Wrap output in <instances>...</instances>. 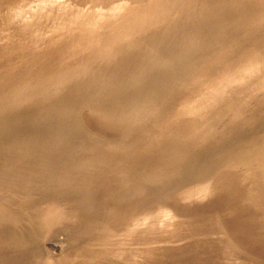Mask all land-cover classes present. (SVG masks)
<instances>
[{
    "label": "rangeland",
    "instance_id": "1",
    "mask_svg": "<svg viewBox=\"0 0 264 264\" xmlns=\"http://www.w3.org/2000/svg\"><path fill=\"white\" fill-rule=\"evenodd\" d=\"M7 1V2H6ZM39 1L41 2V0H0V39H1V41H3V42H1L0 41V96L2 97H4V99L3 98H1L0 99V121H3V123L2 122H0V126L2 127L3 126V124H4V121H5V125L2 127V128H6L7 127V129L8 130H6V129H2L1 127H0V131H2V132H0L1 134V136H0V168L2 169L3 168V171H6V170H8V168H9V171L11 172V171H18L20 168H18L19 167V165H27V164H37V165H34L31 169L32 170H34V169H36V170H39V169H45L46 167L47 168H49V166L51 165V163L55 160L54 158H57L56 160L57 161H61V162H63L64 163V166L62 167V165H61V169H63V170H65V177L67 178V180L65 181V180H63V183H64V181L65 182H69L70 181V183L72 184V185H76V189H74V188H70L69 190H71V191H75V193L73 194L72 192H70L69 190H68V192H70V193H68L67 192V195H69V197H70V195H72V197H74L76 194H77V189L79 190V189H84V188H86V193H87V191L90 189V190H95V189H97V190H95V191H97V192H95L96 194V200H97V205L96 206H98V207H93L94 209H95V211H94V213H95V217H94V227H96V228H94V231H93V233H91V234H93V235H89L87 238H84V241H80V242H84V243H82L81 245H80V248L78 247H73V242H71V241H74L75 239V234L72 232V226H74L75 225V222H76V220L77 219H81V214L80 215H78V217H80V218H77L76 220H72L73 218V216L71 215V214H69L68 215V213H64V214H62V213H59V214H55L52 218H51V220L49 221V232H48V234L46 235V237L47 238H44L45 240L43 241V242H41L40 244H39V248H38V246H34L33 247V249H31V251L29 252V254H31V255H34L35 256V254H36V258H38L37 256H39L40 258H38L39 260H41V262H42V260H43V262L41 263L38 259H35L34 260V258H33V260H34V262H38L37 264H47L48 262V264H54V261H56L57 260V262L55 263V264H57L58 263V259H59V261L60 260H62L64 257H66V256H68V255H70L71 256V254H73V251L74 252H76V253H74L72 256H74L72 259H70L69 261H68V263L67 264H172V262H173V264H175V262L176 263H178L177 262V260L176 259H178L179 260V263L178 264H182V263H184V264H199V262H202L201 264H218L219 262H220V264H225V261H227L226 262V264L229 262V264L231 263H239V264H248V263H245V262H251L252 264H261V262H262V264H264V207H263V205L264 204H262L261 205V203H263L264 201H263V199H264V197H260V198H258V197H254V198H252L251 197V199L253 200H251V199H248L250 196V192H251V190H253V188L255 187V185H256V183H257V177H254V176H251V175H248V174H246V173H244L242 170H239L238 171V169H230V168H224V169H222L221 171H219L218 173H217V175L218 176H216V174L214 175V177H212V179H210V181H207V182H205L206 183V185H207V188H205L206 186H205V183H204V185L203 186H205V187H203L202 185H199L198 187H199V189H195L194 188V190H195V192L197 193V191L199 192V194L197 193H194V190L192 189V193L194 194V195H196V196H194V197H197V198H195V199H192V201L193 200H195V201H193V203H192V201L190 200V201H184V198H186V197H184V196H182L185 192H188V188L190 189V187H189V185H186V186H184V182H181L180 183V185H178V187L180 186L181 187V184L184 186H182V188L184 189H182V188H178V187H175L176 189H178L177 191H176V189L174 188V187H172L171 189L170 188H165L164 187V185L163 184H161V185H159L158 186V183H157V181H156V179L154 180V179H152L151 180V177L152 176H149L148 175V172L152 169L151 168V166L152 167H154V168H158V167H161V166H163V164L161 165L160 163H159V161L157 162V158L159 159L160 157H161V152H162V150L163 149H159V147L157 148V144L158 143H160L161 141V139L162 138H160V137H163V135L162 134H164V136H165V134L167 135V134H179L180 132L181 133H183V132H185V130L182 132V130L184 129V127L185 126H187L185 129H186V131H188L189 130V133H193L195 130L194 129H191V127L193 128L194 127V124H190V122H191V120H192V122L194 123L195 121H197V119L199 118V116H198V114H197V112H198V110H193V112H196L195 114L194 113H192V112H190V113H188L189 111H192V109L191 108H193V107H195L196 105H197V101H195L194 102V100L195 99H193V98H195V96H197V95H200L201 93H203V92H205V90H203V88H201L200 89V85L201 84H203V82H204V80L206 81V82H208V81H210L209 79H211V77L212 78H214L213 76H210V77H208V75H205V76H197L196 77V75H194L195 77H193V79H191L190 80V82L188 81L189 80V74L188 73H190V70H193L192 68H194V66L196 67V68H201V67H199V66H202V64H201V62L200 61H198V59L196 58L195 59V57H196V55H195V57H194V59L196 60H194L193 59V56H194V52H198L199 50H201L203 47H201V46H209V47H211L212 45H214V48L216 47H218L219 46V43H220V38L221 37H223L224 35H227L228 36V38L225 40L226 41V43L228 42V41H235V42H237L236 43V46L239 48H236V49H238V50H240V52H241V56L243 57V63H245V62H247V61H244L245 59L247 60L248 58L247 57H245L244 58V56L246 55H244L243 53H245L248 49H250V42H251V48H253V50L255 49V50H258V51H256V54L258 55L259 54V51L261 52V51H264V46H262V40L260 39V35L259 34H261L259 31H257V32H254L253 30L252 31H250L251 30V28L249 27L248 28V30L246 31V29L244 28H239V23H237L238 21H239V19H242L244 16H243V12H245L246 10H242V11H240L239 12V9H241V7H242V9H244V6H245V8H248V6H249V4H250V0L249 1H245V0H239L240 2H242V3H240L238 0H228V2H227V0L225 1V0H219L218 2H216L214 5H216L217 3H218V5H217V7L218 8H214V10H213V3H211V0H203V1H205V3H207V9H208V11L210 12V13H213V14H209V12L207 13L208 15L206 16V13L205 12H207L206 10L207 9H205V7H204V11L203 10H199L200 12H203V14L202 13H199V15H201V16H199L198 15V11L197 10H195L194 8H196L197 6H199V4L201 3V4H203L204 6H205V3L204 2H202V0H194V2L195 3H197V1H199L200 3H197L195 6H194V8L192 7V4L190 5V7L191 8H182L181 9V5L182 4H184L183 2H184V0H181V1H183V2H181L180 0H179V2L180 3H176V1H178V0H148V1H145V0H42V2L44 3H46V4H43L42 5V2L41 3H39ZM151 3H150V2ZM152 1H153V4H156V5H154V7H153V5H152ZM163 1V2H162ZM189 0H187V2H188ZM192 1V0H191ZM243 1H244V3H243ZM252 2H251V4H253V3H255V5L256 6H259L260 4H262V3H264V0H251ZM15 2V4H13ZM36 2H38V3H36ZM146 4H145V3ZM158 2V3H157ZM165 2V3H164ZM171 2H172V4H171ZM208 2H210L211 4H209ZM238 2H239V4H238ZM247 2V4H245ZM20 3V4H19ZM30 3H32L31 5H30ZM34 3V4H33ZM161 3H162V5H161ZM226 3V4H225ZM227 3H229V4H227ZM231 3L233 4V3H235V4H233L232 6L234 7L233 8V11H235V12H233L232 11V8L231 7H228V6H231ZM249 3V4H248ZM258 3H260V4H258ZM4 4V5H3ZM6 4V5H5ZM12 4V5H11ZM93 4V5H92ZM138 4H140V7H143V10L141 9V8H139V5ZM144 4L146 5V6H144ZM171 4V5H170ZM238 4V5H237ZM250 4V5H251ZM2 5V6H1ZM11 5V6H10ZM13 5H15V6H13ZM36 5V6H35ZM147 5H149V6H147ZM159 5H161V6H159ZM165 5H167V7L165 6ZM174 5H176V6H174ZM209 5H210V8H209ZM212 5V6H211ZM237 5V6H236ZM246 5H248V6H246ZM254 5V7H256ZM7 6V7H6ZM22 6V7H21ZM35 6V7H34ZM42 6V7H41ZM46 6H48V7H46ZM101 6V7H100ZM156 6V7H155ZM158 6L159 7H161V8H158ZM180 7V9L181 10H183V9H188L187 11H185V14H184V10H183V12L181 11V10H179V8L178 7ZM226 8H225V7ZM31 7V8H30ZM56 7V8H55ZM129 7H131L130 9H129ZM150 7V8H149ZM162 7H163V9H162ZM165 7H166V9H165ZM173 8V9H175L176 7V9H175V12H174V10H172V12H170L169 11V8ZM214 7H216V6H214ZM224 7V8H223ZM240 7V8H239ZM37 8V9H36ZM91 8V9H90ZM95 8V9H94ZM128 8V9H127ZM133 8V9H132ZM138 10H136V9ZM151 8H153L154 9V11H153V9H151ZM171 8V9H172ZM236 8H237V10H236ZM17 9V10H16ZM21 9V10H20ZM33 9V10H32ZM36 11H35V10ZM125 9H126V11H125ZM132 9V10H131ZM149 9V10H148ZM155 9H156V11H155ZM159 9V10H158ZM165 9V10H164ZM167 9H168V11H167ZM178 9V10H177ZM211 9H212V12H211ZM222 11H221V10ZM228 11H227V10ZM81 10V11H80ZM98 10V11H97ZM127 10H129V12L127 11ZM130 10H131V12H130ZM136 10V11H135ZM141 10V11H140ZM147 10V11H146ZM159 12H158V11ZM192 10V11H191ZM215 10H217V11H215ZM219 10V11H218ZM8 11V12H7ZM18 11V12H17ZM21 11V12H20ZM56 11V12H55ZM132 11H134L133 12V14L131 15V13H132ZM143 11V12H142ZM152 11L154 12V15L156 16V14H157V18H159L160 19V21H164L165 22V25H168V23H169V27L170 28H166V27H168V26H166L165 28H166V30L168 31V29H173L175 26H172V25H175L176 24V28H177V25L179 26V28H178V32H177V30L175 31V29H173L174 31H172V32H168L169 34H167L166 33V30H165V28H162L163 27V25H164V22L162 23H158V22H160L154 15H153V17L154 18H152L151 16V14H153L152 13ZM165 11H166V13H165ZM176 11H177V13H176ZM196 13H195V12ZM215 12V15H216V18H217V16H218V18H219V16L220 17H222L223 18V21H221L222 19L220 18V20L218 19V21H216L217 19L215 18V15H214V12ZM236 11L237 12H239L240 13V16H238L239 15V13L238 14H236ZM32 12V13H31ZM38 12H39V14H38ZM124 12V13H123ZM139 12V13H138ZM145 12V13H144ZM157 12V13H156ZM168 12H170L169 14H168V17H165V15H167V13ZM178 12H179V14H178ZM218 12V13H217ZM229 13V14H231L230 16H229V14H227V13ZM232 12V13H231ZM13 13V14H12ZM16 13H17V16H16ZM33 13L35 14V15H33ZM46 13V14H45ZM75 13V14H74ZM129 14V15H126V14ZM149 13H151L150 15V17H151V20L148 18L149 16H148V14ZM160 13H163V15H160L159 16V14ZM173 13L175 14V15H173ZM189 13V14H188ZM220 13V14H219ZM224 13H225V17H223V15H224ZM241 13H243L242 15H241ZM2 14V15H1ZM6 14V15H5ZM7 14H9V16L7 15ZM27 14V15H26ZM135 14V15H134ZM137 14V15H136ZM170 14H172V15H170ZM187 16L188 15V19L187 18H184L185 16ZM193 14V15H192ZM195 14H196V16H195ZM218 14V15H217ZM12 15L14 16L13 17V19H11V17H12ZM56 15H57V17H56ZM113 15V16H112ZM123 15H125V16H123ZM144 15H147V17L146 16H144ZM180 15V17H178ZM191 15V16H190ZM197 15H198V17H197ZM202 15L203 16H205V18L203 17V18H199V17H202ZM212 16V17H210V16ZM236 15H237V17H236ZM74 16V17H73ZM129 16V17H128ZM134 18V17H136L137 16V18H132V17ZM142 16H144V23H146L145 21H147V23L146 24H144V23H142L141 22V20H143L142 18ZM162 16L163 17H165V19H161L162 18ZM171 16V17H170ZM190 16V17H189ZM229 16V17H228ZM232 16V17H231ZM243 16V17H242ZM82 17V18H81ZM130 18L131 17V19H132V21H130L131 19H128L127 20V18ZM141 18V20H140V18ZM172 17H174V20H173V23L172 22H169L170 21V19H171V21H172ZM176 17H177V19H176ZM181 17H183V18H181ZM193 17V18H192ZM210 18L209 20H207L208 18ZM213 17H214V22L213 21H211L212 19H213ZM238 18V19H236V18ZM8 18H9V20H8ZM73 18V19H72ZM109 18H110V20L113 22H111L110 20H109ZM120 20H119V19ZM138 18H139V20H138ZM179 18V19H178ZM196 18V19H195ZM11 19V20H10ZM80 19H81V21H80ZM82 19H84V20H82ZM137 19V20H136ZM146 19V20H145ZM147 19H149V20H147ZM153 19H155V20H153ZM185 19H186V22H185ZM205 19V20H204ZM227 19V20H226ZM232 19V20H231ZM233 19H236V21L235 20H233ZM264 19V18H263ZM79 20V21H78ZM96 20V21H95ZM125 20V21H124ZM134 20V21H133ZM175 20H177L178 22H176ZM180 20V21H179ZM181 20H182V22H184V23H182L181 22ZM194 20V21H193ZM200 20H204V22H203V25L205 24V25H207V24H210L211 22L214 24H211V27L209 26V28H207V26H203V27H201V21ZM207 20V21H206ZM238 20V21H237ZM3 21H5L4 23H3ZM8 21V22H7ZM9 21H10V23H9ZM46 21V22H45ZM73 21V22H72ZM93 21V22H92ZM115 21V22H114ZM138 21V23H135V24H137L136 25V27H134L135 26V24L133 25L132 24V22L134 23V22H137ZM141 23H140V22ZM151 21L154 23V25H153V23H151ZM154 21H157V22H154ZM167 21V22H166ZM211 21V22H210ZM234 22V24H233V22ZM7 22V23H6ZM18 22V23H17ZM121 22V23H120ZM128 22H129V24H130V22H131V26L129 25V28H128V26H126L127 24H128ZM201 23V24H198V23ZM206 22H208V23H206ZM210 22V23H209ZM218 22V23H217ZM220 22V23H219ZM222 22V23H221ZM226 22V23H225ZM232 22V23H231ZM236 22V23H235ZM10 25H9V24ZM20 23V24H19ZM50 23V24H49ZM69 23V24H68ZM85 23V24H84ZM116 23V24H115ZM125 23H127L126 25H125ZM148 23H150L151 25H148ZM156 23H158V25H156ZM167 23V24H166ZM180 23H181V26H180ZM188 23V24H187ZM189 23L191 24V25H189ZM3 24V25H2ZM4 24H6V25H4ZM22 24V25H21ZM78 24H79V26H78ZM111 24V25H110ZM139 24H140V28L141 27H143V24H144V30H145V26L146 27H148L149 28V26H151V27H153V28H149L150 29V31H147V30H149V29H147L146 28V31H147V33L145 34V32H144V34H143V31L141 32V30H140V28L139 27H137V26H139ZM182 24H185V25H188V26H185V29L188 31V30H190L191 32L193 31L194 33H190V31L189 32H187V31H185V29H184V25H182ZM193 24V25H192ZM218 24V25H217ZM223 26H221V25ZM226 24V25H225ZM231 24H233V26H232V28L233 29H235L234 31L233 30H231L232 28H231ZM19 25H21V27L19 26ZM153 25V26H152ZM156 25V26H155ZM161 25V26H160ZM164 25V26H165ZM195 25V26H194ZM196 25H197V27L199 26V28H201V29H199V28H196ZM213 25V26H212ZM239 28H237L236 26ZM239 25V26H238ZM6 26V27H5ZM57 26V27H56ZM124 26V28H122ZM172 26V27H171ZM183 26V27H182ZM190 26H192L193 27V29H192V27L190 28ZM218 26H220V28L218 27ZM15 27V28H14ZM17 27V28H16ZM19 27V28H18ZM68 27V28H67ZM112 27V28H111ZM117 27H118V33L117 32H113V31H117L116 29H117ZM133 27V30L134 31H132L131 30V28ZM155 27H159V28H162V29H160V30H158L157 32H156V30L157 29H159V28H155ZM180 27H182V28H180ZM186 27H188V28H186ZM205 27H206V29H207V32L208 33H203V32H206V31H203L202 30V28H204V30H205ZM217 27V28H216ZM225 27V28H224ZM3 28V29H2ZM5 28V29H4ZM46 30H45V29ZM110 28V29H109ZM114 28V30H112ZM120 28V29H119ZM135 28V29H134ZM137 28L139 29V30H137ZM155 28V30H154V33H155V35L151 32V31H153V30H151V29H154ZM213 28H215L214 30H213ZM29 29H31V30H29ZM58 29V30H57ZM130 29V30H129ZM165 30V32H163L164 30ZM183 30V31H181V32H179V30ZM192 29V30H191ZM208 29H209V31H208ZM229 29H230V31H232V32H229ZM2 30H3V32H2ZM6 31V33H5V31ZM8 30L10 31V32H8ZM14 30V31H13ZM20 30H21V32H20ZM63 30V31H62ZM100 30H102L103 31V33H101L100 32ZM109 31V32H107V31ZM112 30V31H111ZM126 30V31H125ZM137 30V35H139V36H137L136 37V33H135V31ZM198 33V34H196V32ZM202 30V31H201ZM211 30H213V33H211L210 34V31ZM218 30H220L219 31V33H218ZM238 30H240V32L238 31ZM243 30H245V31H243ZM113 32V35L112 34H110L111 32ZM138 31H140V33H142V34H138L139 32ZM217 31V32H216ZM227 31V32H226ZM47 32V33H46ZM104 32H106V34L104 33ZM120 32V33H119ZM128 34H127V33ZM133 32V33H132ZM149 32H150V34H149ZM159 32V33H158ZM160 32H162L163 34H160ZM173 32H175L176 33V37H175V39H174V41H173V43H171V41L173 40L172 38H174V34H173ZM183 32H184V34H183ZM226 34H225V33ZM233 32H234V34H233ZM246 32V33H245ZM247 32H252V33H249L250 35H246L247 34ZM259 32V33H258ZM4 33V34H3ZM22 34V35H20V34ZM30 33V34H29ZM32 33H34V35L32 34ZM38 33V34H37ZM50 33V34H49ZM110 34V36L108 35V34ZM115 33H117V36H116V34ZM125 33V34H124ZM152 33V34H151ZM159 35H162V37L163 36H167V37H170L169 35H170V33H172L171 35H173V36H171V38L170 39H172V40H170L169 38V40L166 38V42H164L163 43V40L165 41V37H163V38H158V34ZM164 33H166V34H164ZM177 33H178V35H177ZM186 33H187V35L188 36H185L184 37V35H186ZM217 33H218V35H217ZM222 33V34H221ZM258 34L257 36V38H256V34ZM1 34L2 35H4V36H1ZM5 34H7V35H5ZM12 34H13V36H12ZM15 34V35H14ZM27 34H29V35H27ZM31 34H32V37H31ZM40 34V35H39ZM101 34V35H100ZM102 34H103V36H102ZM120 34V35H119ZM130 34H131V36H130ZM147 34H149V35H147ZM179 34H183V35H179ZM191 34H193V36L196 34V35H199V37L200 36H202L201 38H204L205 40H206V38L208 39V37H207V34H209L208 36H209V39H208V41L206 40L205 41V43H207V44H204L203 43V40H199L198 41V38H197V36H194L193 38L194 39H196V40H194V39H192V35ZM205 34V35H204ZM213 34V37L211 36L210 37V35H212ZM233 34V35H232ZM252 34V35H251ZM11 35V36H10ZM70 35V36H69ZM98 35V37H96ZM99 35H100V37H99ZM106 35H107V37L108 38H106ZM134 35V36H133ZM157 35V36H156ZM189 35H190V37H189ZM229 35H232V36H229ZM7 36V37H6ZM21 36H23V37H21ZM25 36H26V38H25ZM36 36V37H35ZM83 36H84V38H83ZM113 38H112V37ZM130 36V37H129ZM141 36H143L144 38H143V40H144V45L145 46H147L146 44L148 43V48H146L143 44H141V42L143 43V40H142V37ZM147 36H149V38L150 39H148V37H147V39H146V37ZM177 36H178V38L179 37H181V38H179V39H181V41H178L179 39L177 38ZM206 36V37H205ZM220 36V37H219ZM242 36H243V38H242ZM252 36H254V37H252ZM3 37H5V38H3ZM105 37V38H104ZM111 37V39H109ZM115 37V38H114ZM118 37V38H117ZM127 37V38H126ZM152 37H154L155 39H153ZM184 37V39L183 40H186L188 37V39H192L193 41H198L197 43H193V44H195V45H193V46H199L200 47V49L197 51V50H195L196 48L195 47H191L192 45V42H191V44L188 42V39L186 40V41H183L182 40V38ZM196 37V38H195ZM239 37V38H238ZM246 37V38H245ZM11 38V39H10ZM22 38V39H21ZM93 38V39H92ZM97 38V39H96ZM119 38H121V39H119ZM124 38V39H123ZM126 38V39H125ZM129 38V39H128ZM131 38V39H130ZM134 38V39H133ZM139 38V39H138ZM186 38V39H185ZM201 38H199V39H201ZM214 38V39H213ZM218 38V39H217ZM238 38V39H237ZM241 38V39H240ZM248 38H249V40H248ZM33 39V40H32ZM112 39L113 40H115L116 39V41H112ZM161 39H163V40H161ZM178 39V40H177ZM212 39V40H211ZM231 39V40H230ZM237 39V40H236ZM246 39H247V41L249 42V43H246L245 41H246ZM259 39V40H258ZM4 40H5V42H4ZM100 40V41H99ZM105 41V44H104V41ZM108 40V41H107ZM121 40H122V42L124 43H122L121 42ZM126 40V41H125ZM132 40V41H131ZM138 40H140V41H138ZM147 41V43H146V41ZM150 40V41H149ZM155 40V41H154ZM177 42H176V41ZM216 40V41H215ZM240 40V41H239ZM244 40V41H243ZM257 41V42H255V41ZM7 41H9V42H7ZM21 41V42H20ZM101 41H103V42H101ZM109 41H112L113 43H115L116 42V44H114L113 45V43L112 42H109ZM135 41V43H133ZM152 41V42H151ZM158 41V42H157ZM169 41V42H168ZM183 41V42H182ZM254 41V43H253V45H252V42ZM52 42V43H51ZM93 43V45H92V43ZM98 42V44L96 45V43ZM100 42V43H99ZM122 43V44H120V43ZM128 44H127V43ZM162 42V43H161ZM176 42V43H175ZM210 42H211V44L212 45H210ZM215 42V43H214ZM218 42V43H217ZM224 42V41H223ZM243 42V43H242ZM261 42V43H260ZM3 43V44H2ZM5 43V44H4ZM26 43H28V44H26ZM51 43V44H50ZM74 43V44H73ZM119 43V44H118ZM137 43V44H136ZM155 43V44H154ZM165 43H167V45H168V43L171 45V46H167ZM181 43H182V45H181ZM183 43L187 46V51L188 52H186V50H184L183 51V49H185V48H182V47H186V46H184L183 45ZM188 45H187V44ZM198 43H200V45L198 44ZM201 43H203V44H201ZM230 43V42H229ZM240 43L243 45H240ZM258 43V44H257ZM26 44V45H25ZM90 44V45H89ZM102 44V45H101ZM103 44L104 45H106V44H108V45H106L107 46V48H106V46L104 47L103 46ZM118 44V45H117ZM140 44H141V46H140ZM150 44H152V45H150ZM159 46H158V45ZM160 44H163V45H160ZM221 44V43H220ZM245 44V45H244ZM260 44V45H259ZM38 45V46H37ZM77 45V46H76ZM94 45H95V47H94ZM100 45H101V48H100ZM111 45L113 46L112 48H110L111 47ZM120 45V46H119ZM128 45V46H127ZM132 45V46H131ZM157 45V46H156ZM167 47H166V46ZM173 45V46H172ZM191 45V46H190ZM254 45H256L257 47H255ZM27 46H28V49H27ZM83 46V47H82ZM85 46V47H84ZM91 46V47H90ZM97 46H99V47H97ZM103 46V47H102ZM108 46H110V47H108ZM117 46H118V48H117ZM128 48H127V47ZM130 46L135 50L136 49V51H139V50H141V52L139 51V52H137L138 54H136L135 52L136 51H134V50H132L131 48H130ZM138 46H139V48H138ZM149 46H150V48H149ZM178 46V47H177ZM189 46V47H188ZM241 46V47H240ZM261 46V48H259ZM53 47V48H52ZM115 47V48H114ZM125 47V48H124ZM135 47V48H134ZM143 47H145V48H143ZM156 47H158V48H156ZM162 47V48H161ZM163 47H164V49H163ZM166 47V48H165ZM191 47V49H189ZM242 47H243V49L244 50H242ZM61 48H63V49H61ZM74 50H73V49ZM98 48V49H97ZM122 48H123V52L126 54H124V56L126 57V58H124V57H122V54H123V52H122ZM152 48H153V51H152ZM155 48V49H154ZM213 48V47H212ZM48 49V50H47ZM52 49V50H51ZM56 49V50H55ZM87 49V50H86ZM94 49H97L96 51L94 50ZM100 49H102L103 51H102V55L100 54L101 53V51H100ZM105 49L107 50L108 49V51H109V53L107 52V51H105ZM128 51H127V50ZM137 49H139V50H137ZM144 49L146 50V52H147V49H148V52L147 53H149V52H151V53H149V54H151V56L155 59V57H156V55H157V57H156V59L152 62V57L150 58L149 57V54H148V56H147V53L146 54H144L145 53V51H144ZM192 49H194V50H192ZM29 50V51H28ZM30 50H31V52H30ZM33 50V51H32ZM68 50V51H67ZM70 50V51H69ZM91 51V52H89V51ZM99 50V51H98ZM117 50H121L120 52L119 51H117ZM165 50H167V52L165 51ZM22 51V52H21ZM25 51V52H24ZM26 51H27V53H26ZM44 51V52H43ZM57 51V52H56ZM88 51V52H87ZM96 53H95V52ZM112 51V53H110ZM115 51H116V53H118V54H116L115 56H116V59L118 58L119 59V57H121V61H122V59L125 61V59H126V62H128L127 64L125 63V65H127L128 66V64H129V62H130V64H129V66L127 67V66H124V65H122V63H121V65H120V63L118 64V61H120V59L119 60H116V59H114L115 58V56H114V54H115ZM126 51V52H125ZM177 51V52H176ZM182 51V52H181ZM194 51V52H193ZM54 52V53H53ZM64 54H63V53ZM67 52V53H66ZM100 52V53H99ZM128 52V53H127ZM131 52H134L135 53V55L138 57V58H141L140 59V61H138L137 59V57L136 56H134V55H132V56H130L132 53ZM156 52V53H155ZM157 52H158V54H157ZM183 52L185 53L186 52V54H184V55H182L183 54ZM39 53V55H37V54ZM68 53H70V54H68ZM76 53V54H75ZM90 53V54H89ZM95 54V55H93V54ZM130 53V54H129ZM133 53V54H134ZM141 53H143V54H141ZM152 53H153V55H152ZM156 55H155V54ZM174 53V54H173ZM189 53V54H188ZM195 53V54H196ZM31 54H33V55H31ZM50 56H49V55ZM53 55V57H52V55ZM55 54V55H54ZM62 54V55H61ZM68 54V55H67ZM72 54V56H75V57H72V56H70ZM92 54V55H91ZM96 54H100L101 55V57H100V55L98 56V55H96ZM105 54V55H104ZM108 54V55H107ZM111 54V55H110ZM120 54H121V56H120ZM129 54V55H128ZM140 54V55H139ZM160 54V55H159ZM173 54V55H172ZM67 55V56H66ZM77 55V56H76ZM78 55H79V57H78ZM143 55H145V56H143ZM169 55H171V56H169ZM186 55V56H185ZM263 54H259V57H263L262 56ZM37 56H40V57H38L37 58ZM64 56H66V58L64 57ZM88 56V57H87ZM93 57L92 59L90 58V57ZM97 56V57H96ZM113 56V57H112ZM130 58H129V57ZM139 56H141V57H139ZM143 56V57H142ZM161 56V57H160ZM163 56V57H162ZM165 56H166V58H165ZM46 57V58H45ZM57 57V58H56ZM58 57H59V59H58ZM71 57V58H70ZM113 60H110V58ZM149 57V58H148ZM168 57H169V59H171L172 58V60L170 61V60H168ZM173 57H175V60L173 59ZM185 57V58H184ZM187 57V58H186ZM189 57V58H188ZM249 57V56H248ZM33 58V59H32ZM37 58V59H36ZM40 58H41V60H40ZM52 58V59H51ZM68 58V59H67ZM72 58H74V60L72 59ZM85 58V59H84ZM98 58V59H97ZM109 58V59H108ZM128 58V59H127ZM134 58V59H133ZM135 58H137L136 60H135ZM142 58H145V59H143V62H142ZM193 59V61H192V59ZM39 59V60H38ZM52 61H51V60ZM64 59V60H63ZM81 59V60H80ZM91 59V60H90ZM97 59V60H96ZM104 59V61H102ZM106 59V60H105ZM131 59V60H130ZM146 59L148 60V61H146ZM181 59V60H180ZM189 61H191V62H188V60ZM191 59V60H190ZM48 60V61H47ZM55 60H56V62H55ZM62 60V61H61ZM68 61V63H67V61ZM79 60V61H78ZM88 60V61H87ZM130 60V61H129ZM135 61V65H134V61ZM151 60V62H149ZM158 60V61H157ZM167 60V61H166ZM41 61V62H40ZM54 61V62H53ZM71 61V62H70ZM83 61V62H82ZM91 61V62H90ZM110 61V62H109ZM116 62V65L118 64V68L116 69V65H114L115 64V62ZM120 61V62H121ZM124 61H122V62H124ZM131 61H132V64L134 65H132L131 64ZM147 62L146 63V66L148 67V69L151 71H149L148 69H147V71H146V69H144L145 68V63L144 62ZM156 61V62H155ZM162 61H163V63H162ZM168 62V63H165V62ZM179 61V62H178ZM46 62H47V64H46ZM61 64H60V63ZM63 62H64V64H63ZM79 62V63H78ZM85 62H87V63H85ZM104 62V63H103ZM106 62V63H105ZM110 64H109V63ZM140 62V63H139ZM150 64H149V63ZM160 62V63H159ZM172 62V63H171ZM187 62V63H186ZM193 62V63H192ZM197 62V63H196ZM44 63V64H43ZM53 63V64H52ZM66 63V64H65ZM70 63H72V64H70ZM74 63H76V64H74ZM96 63V64H95ZM114 63V64H113ZM143 65H142V64ZM153 65H152V64ZM183 63V64H182ZM240 63L241 64H243L242 63V61L240 60ZM59 64V66H57ZM74 64V65H73ZM107 64V65H106ZM155 64H157V65H155ZM171 64V65H170ZM190 64V65H189ZM191 64H192V66H191ZM201 64V65H200ZM31 65V66H30ZM37 67H36V66ZM50 65V66H49ZM53 65V66H52ZM68 65V66H67ZM76 65V66H75ZM102 65V66H101ZM112 65V66H111ZM120 65V66H119ZM135 68L136 67V69L133 71L132 69L133 68H131L132 66ZM137 65V66H136ZM141 65V66H140ZM150 65V66H149ZM161 65H162V67H161ZM170 66V67H167V66ZM180 65V66H179ZM32 66H34V67H32ZM40 66V67H39ZM57 66V67H56ZM61 66V67H60ZM63 66V67H62ZM70 66V67H69ZM73 66H75V67H73ZM87 66V67H86ZM91 66V67H90ZM95 66V67H94ZM97 66V67H96ZM109 66H111L110 68H109ZM153 66V67H152ZM164 66V67H163ZM176 66V67H175ZM182 66V68L180 69V67ZM198 66V67H197ZM49 67V68H48ZM51 67V68H50ZM55 67V68H54ZM59 67V68H58ZM66 67V68H65ZM69 67V68H68ZM81 67V68H80ZM102 67V68H101ZM112 67H114L112 70H113V72H112V70H111V68ZM120 67H122V68H120ZM128 68V70H127V68ZM130 67V68H129ZM139 69H138V68ZM141 67V68H140ZM72 68V69H71ZM91 68V69H90ZM126 68V69H125ZM166 68H168L169 69V71H168V69L166 70H164V69ZM173 68V69H172ZM191 68V69H190ZM48 69H50V70H48ZM51 69H52V71H51ZM59 69V70H58ZM63 71H62V70ZM68 69H71V70H67ZM129 69H131L132 70V72H131V70H129ZM159 69H160V71H159ZM176 69V70H175ZM179 69V70H178ZM189 69V70H188ZM195 69V68H194ZM35 70V71H34ZM40 70V71H39ZM80 70H82V72L80 71ZM121 70V71H120ZM125 70V72L123 73V71ZM126 70L128 71V72H126ZM136 70H137V72H136ZM31 71V72H30ZM46 71H47V73H46ZM86 71V72H85ZM101 71H108L106 74L105 73H103V72H101ZM110 71V72H109ZM115 71V72H114ZM140 71H144V73L143 72H140ZM146 71V72H145ZM148 71L150 72V73H148ZM156 71V72H155ZM162 71V72H161ZM164 71H166V72H164ZM173 71V72H172ZM185 71H187V73L185 72ZM254 71V69L252 70H250V72H253ZM51 74H50V73ZM58 72H60L59 73V75H58ZM99 72V73H98ZM118 72V73H117ZM136 72V73H135ZM139 72H140V75L142 74V76H143V74H144V76H143V78H142V76L140 77V75H137V74H139ZM152 72L153 73H155V74H153V76L154 77H152ZM31 73H33V75L31 74ZM57 73V74H56ZM79 73V74H78ZM84 73V74H83ZM92 73V74H91ZM111 73V74H110ZM116 73V74H115ZM122 75H121V74ZM160 73V74H159ZM164 73V74H163ZM40 74V75H39ZM41 74H42V76H41ZM44 74V75H43ZM50 75V76H48V75ZM56 76H55V75ZM83 76H82V75ZM91 76H90V75ZM99 74L101 75V77L99 76ZM119 74V75H118ZM128 75V79H127V75ZM134 74V75H133ZM146 74H149V75H146ZM158 74V75H157ZM172 74V75H171ZM177 74V75H176ZM223 74H225V72H223L222 74H217L218 76H219V81L217 82V85L218 86H222V85H225V84H227V83H229V81H228V79H224V78H228L227 76L226 77H223L224 75ZM26 75V76H25ZM40 77H39V76ZM53 75V76H52ZM89 75V76H88ZM98 76V78H97V76ZM104 75V76H103ZM107 75V76H106ZM116 75V76H115ZM119 76V79H115V78H118V76ZM124 75V76H123ZM130 75V76H129ZM168 75H170V76H168ZM174 75V76H173ZM216 75V76H217ZM18 76V77H17ZM37 76V77H36ZM44 76V77H43ZM86 76V77H85ZM95 76V77H94ZM113 76H115V78H113ZM134 76V77H133ZM148 76H150L149 78H148ZM159 76V77H158ZM164 78H163V77ZM187 76V80H186V77ZM215 76V79L217 78ZM258 76V75H257ZM12 77L14 78V79H12ZM23 77V79L21 80V78ZM43 77V78H42ZM50 77V78H49ZM78 77V78H77ZM102 77H104V78H102ZM107 77V78H106ZM126 77V78H125ZM130 77V78H129ZM131 77H133V79L132 80H134L135 79V81H134V83H133V81H131V83H129V80L131 79ZM158 77V78H157ZM182 79H181V78ZM222 77V78H221ZM30 78V79H29ZM43 80H42V79ZM45 78H46V80H45ZM48 78V79H47ZM86 78V79H85ZM88 78H89V80H88ZM93 78V79H92ZM98 80H97V79ZM102 78V79H101ZM106 78V79H105ZM111 78H113V79H111ZM145 78H147V79H145ZM153 78H154V80H153ZM162 78V79H161ZM200 78V79H199ZM235 78H236V81H235V85L238 87V90H240V89H242V90H248L249 88H248V84L245 82V80H244V77H242L241 75H240V71H238V72H236L235 73ZM35 79H37V80H35ZM103 79L105 80V82H106V80H109L107 83H110V85H108L107 83V85H105L104 83V81H103ZM110 79H111V81H110ZM127 79V80H126ZM137 79V80H136ZM139 79V80H138ZM185 79V80H184ZM197 79H198V81H197ZM11 80V81H10ZM42 80V81H41ZM47 80H49V81H47ZM94 80H96V81H94ZM114 80H118L119 82H117V81H114ZM128 81L127 83V85H124V84H126V83H124L123 84V81ZM143 80V81H142ZM144 80H145V82H146V80H147V82L146 83H144ZM151 82H149V81ZM195 80V81H194ZM202 80V81H201ZM208 80V81H207ZM226 80V81H225ZM20 81H22V82H20ZM34 81V82H33ZM44 81V82H43ZM47 81V82H46ZM83 81V82H82ZM92 81V82H91ZM99 81V82H98ZM103 81V82H102ZM141 82V84H140V82ZM180 81V82H179ZM187 81V82H186ZM228 81V82H227ZM233 80H231V82H232ZM26 82V84H24V83ZM28 82V83H27ZM52 82H53V84H52ZM88 82V83H87ZM102 82V83H101ZM122 82V83H121ZM139 83V85H137L136 83ZM143 82V83H142ZM156 82V83H155ZM199 82H201V84H199ZM205 82V83H206ZM11 83H14V84H11ZM18 83H22L21 85H17ZM113 85H112V84ZM119 83V85H124V86H128V90L126 89V87H123V85H122V87L120 86H117V84ZM148 83H149V86H148ZM153 83V84H152ZM174 83V85H179L178 87L177 86H175L174 87V85H172ZM184 83H186L185 85H184ZM188 83V84H187ZM196 83V84H195ZM35 84V85H34ZM41 86H40V85ZM81 84V85H80ZM115 84V85H114ZM132 84V85H131ZM134 84H136L135 85V88L137 87L138 88V91H141V92H143L144 94H147L146 95V97L145 98H148V97H150V96H148L149 94H151V96H153V95H155V93L157 92V91H160L158 94H160L159 96L160 97H164V98H166V99H164V98H162V100L164 99V101H162V103H161V98L159 97V101H157V99H154V100H152V102H150V100H147V99H143L142 100V96L144 97L145 95L143 94V93H141V94H139V95H142L141 96V100H139V95H138V99H136V96H137V94H136V96H135V89H134V91H133V89H131V87L132 88H134ZM143 84H145V85H143ZM193 85V87H190V85ZM197 84L199 85V86H197ZM12 86V87H10V86ZM30 85V86H29ZM38 85V86H37ZM88 85V86H87ZM94 85H95V89H93L94 88ZM143 85V86H142ZM151 85V86H150ZM172 85V86H171ZM7 86H9V87H7ZM15 86V87H14ZM17 86V87H16ZM34 86H36V87H34ZM43 86V87H42ZM76 86V87H75ZM79 88H78V87ZM90 86V87H89ZM93 86V87H92ZM102 86V87H101ZM106 86V87H105ZM107 86H108V88H107ZM112 87L111 89H113L114 87V89L112 90V94L114 93V92H117V91H120V90H122V92L121 93H118V94H116L115 95V93L112 95L110 92H108V91H111V89H110V87ZM117 86V87H116ZM147 86V87H146ZM20 87V88H19ZM34 89H33V88ZM40 87H41V89H40ZM87 87V88H86ZM97 87V88H96ZM130 87V88H129ZM144 87H146L147 88V90H149V91H151V93H147L148 91L146 90H142ZM175 89H173V88ZM188 87H190V88H188ZM8 88H12V92H8L7 93V91H9V89ZM37 88V89H36ZM75 88V89H74ZM90 88H92V89H90ZM100 88H102V90L100 89ZM105 88V89H104ZM117 88H119L118 90H117ZM123 88V89H122ZM139 88H140V90H139ZM146 88H144V89H146ZM151 88V89H150ZM163 88H165V89H168V88H171V90H169L168 92V94H167V91L166 92H164L165 94H162V95H164V96H162L161 95V90L163 89ZM192 88V90H190ZM27 89V90H26ZM109 89V90H108ZM130 89V90H129ZM153 89V90H152ZM155 89V90H154ZM187 89V90H186ZM200 89V90H199ZM1 90H2V93H1ZM16 90V91H15ZM20 90V91H19ZM97 90V91H96ZM127 90V91H126ZM157 90V91H156ZM22 91V92H21ZM30 91V92H29ZM34 91V92H33ZM125 91V92H124ZM153 91L155 92V93H153ZM171 91H173V92H171ZM183 91V92H182ZM202 91V92H201ZM5 94H4V93ZM83 92V93H82ZM98 92H100V93H98ZM124 92V93H123ZM128 92V93H127ZM131 92H132V95H131ZM189 92V94L187 95L186 93H188ZM64 93V94H63ZM108 93H110V94H108ZM133 93H134V95H133ZM152 93H153V95H152ZM156 93V94H157ZM163 93V92H162ZM179 93V94H178ZM196 95H195V94ZM200 93V94H199ZM3 94V95H2ZM74 94V95H73ZM107 94V95H106ZM122 96H121V95ZM127 94V95H126ZM157 94V95H158ZM169 95V96H167V95ZM171 94V95H170ZM173 94H175V95H173ZM192 94L194 95V97L192 96ZM124 95V96H123ZM71 96V97H70ZM101 96H103V97H101ZM105 96V97H104ZM122 97V100H121V97ZM128 96V97H127ZM135 96V100L136 101H138L139 103H141V102H143V103H145V104H143L142 103V105H143V107H142V105H140L141 106V110H140V112H139V114H137V117H136V121L134 120V121H131V120H129V122H130V124H128V123H126L127 125H125L126 127H124L123 128V126H122V128L123 129H121V131H117L116 130V132H114V133H119V134H116V136H115V134L114 133H110V132H103V130H100V128L98 127V126H96L94 123V121H96V119H97V117H98V115H100V114H106V113H108V114H111V113H113V115L114 114H116V113H118V109H120V110H122V113L121 114H123V115H125L126 117L125 118H128V117H130V115L131 114H133V113H135V112H133V111H136L137 109H136V105H137V103H136V101L133 99V97ZM148 96V97H147ZM174 96V97H173ZM15 97V98H14ZM23 97V98H22ZM57 97V98H56ZM110 97V98H109ZM120 97V98H119ZM125 97V98H124ZM132 97V98H131ZM154 97V96H153ZM168 97H169V99H168ZM188 99H187V98ZM10 98V99H9ZM118 98H119V100H118ZM170 98H172V99H170ZM193 100H192V99ZM18 99V100H17ZM47 99V100H46ZM55 101H54V100ZM58 99V100H57ZM94 99H96V100H94ZM98 99V100H97ZM101 99H103V100H101ZM116 101H115V100ZM130 99V100H129ZM133 99V100H132ZM150 99V98H149ZM190 99V100H189ZM197 99V98H196ZM200 99V97H198V99L197 100H199ZM220 99H221V97H220ZM224 98H222V100H223ZM1 100H3V102L1 101ZM110 100H112V101H110ZM118 100V101H117ZM149 101L148 103L147 102H145V101ZM166 100V101H165ZM169 100V101H168ZM171 100V101H170ZM186 101L185 103L184 102H182V101ZM9 101V102H8ZM50 101V102H49ZM71 101V103H69ZM115 101V102H114ZM155 101V102H154ZM172 101H173V107L172 106H170V105H172ZM177 101V103H175ZM188 101H189V103H188ZM193 101V102H192ZM15 102V103H14ZM18 102V103H17ZM67 102V103H66ZM98 102V103H97ZM101 102V103H100ZM114 102V103H113ZM132 102H134V103H132ZM164 102V103H163ZM165 102H169V103H165ZM95 103H97V104H95ZM102 105V106H100V104ZM138 103V104H139ZM150 103H152V106H150L149 104ZM154 103V104H153ZM157 103V104H156ZM192 103H193V105L194 106H192ZM21 104V105H20ZM106 104L108 105V106H106ZM116 104V105H115ZM128 104V105H127ZM129 104L131 105V106H133L134 104H136V105H134L135 106V108H133V109H131V108H128V107H131V106H129ZM160 104V105H159ZM163 104H166V105H163ZM177 106H176V105ZM196 104V105H195ZM49 105V106H48ZM92 105V106H91ZM94 105V106H93ZM111 105V106H110ZM124 105H125V107H124ZM161 105H163V106H167V107H162L163 108V110H162V108H161ZM43 106V107H42ZM48 106V107H47ZM65 106V107H64ZM84 106V107H83ZM88 106V107H87ZM110 106V107H109ZM121 108H120V107ZM127 106V107H126ZM145 106V107H144ZM155 106V108H153ZM181 106V107H180ZM190 106V107H189ZM225 105H223L222 107H224ZM4 107V108H3ZM87 107V108H86ZM109 107V108H108ZM113 107H114V109H113ZM177 107V108H176ZM40 108H41V110H40ZM67 108V109H66ZM101 108H103V109H101ZM123 108V109H122ZM126 108V109H125ZM127 108H128V110L130 109V111H132V113L129 111V112H127V111H125V110H127ZM151 108V109H150ZM166 108H167V110H169V111H167L166 110ZM170 108H172V109H170ZM3 109V110H2ZM5 109V110H4ZM12 109V110H11ZM78 109V110H77ZM81 109V110H80ZM107 109V110H106ZM134 109H136V110H134ZM175 109V110H174ZM185 109V110H184ZM187 109H189V110H187ZM73 111V112H71V111ZM77 110V111H76ZM92 110L94 111L93 113H92ZM104 111V112H102V111ZM113 110H115V111H113ZM117 110V111H116ZM123 110H124V112H123ZM183 110V111H182ZM5 111V112H4ZM31 111V112H30ZM88 111V112H87ZM108 111V112H107ZM109 111H113V112H109ZM161 111V112H160ZM178 111H181V114H180V112H178ZM186 111H187V113H186ZM20 112V113H19ZM84 112V113H83ZM97 112V113H96ZM119 112H121V111H119ZM129 113V116H128V114L127 113ZM154 112V113H153ZM169 113V115H168V113ZM184 114H183V113ZM13 113V114H12ZM15 113V114H14ZM49 113H50V115H49ZM77 113V114H76ZM127 115H126V114ZM175 113H179L178 115H176ZM37 114V115H36ZM52 114V115H51ZM58 114V115H57ZM93 114L96 116H93ZM119 114V113H118ZM157 114H158V117H160L161 115L163 116H161L159 119H158V121L160 122V124H159V122H157V121H155V123H156V125H152V126H150L151 128H153V129H151V131H150V129H148V127H149V125L150 124H148V122H145L146 121V117L147 116H150V115H152L153 117H155V118H158L157 117ZM166 114V115H165ZM197 114V115H196ZM23 115V116H22ZM46 115H47V117H46ZM56 115V116H55ZM67 115V116H66ZM117 115V114H116ZM177 117H176V116ZM5 116V117H4ZM7 116V117H6ZM39 116V117H38ZM50 116V117H49ZM90 116V117H89ZM128 116V117H127ZM139 116H140V118H139ZM145 116V117H144ZM152 116H150V117H152ZM165 116H167V118L165 117ZM190 116V117H189ZM16 117H17V119H16ZM56 117V118H55ZM62 117V118H61ZM93 117V118H92ZM101 117V116H100ZM120 118H121V115L119 116ZM133 117V115H131V117L130 118H132ZM152 117V118H153ZM196 117H198V118H196ZM15 118V119H14ZM26 118V119H25ZM73 118V119H72ZM86 118V119H85ZM88 118H90V119H88ZM94 118H96V119H94ZM120 118H118L119 120H120ZM125 118H123V119H125ZM130 118H128V119H130ZM190 118V119H189ZM2 119V120H1ZM3 119H5V120H3ZM13 120V121H9V120ZM21 119V120H20ZM30 119V120H29ZM71 119V120H70ZM84 119V120H83ZM94 119V120H93ZM117 119V120H118ZM33 120H35V121H33ZM41 120V121H40ZM45 120V121H44ZM52 120V121H51ZM70 120V121H69ZM72 120H73V122H72ZM83 120V121H82ZM93 120V121H92ZM139 120V121H138ZM49 121V122H48ZM59 121V122H58ZM82 121V122H81ZM143 121V122H142ZM12 122H14L13 123V125H12ZM16 122V123H15ZM21 122H23V124H20ZM32 122V123H31ZM46 122V123H45ZM58 122V123H57ZM71 122V123H70ZM191 122V123H192ZM25 123V124H24ZM26 123H29L30 125H33V126H30V125H27ZM58 125H57V124ZM70 123V124H69ZM119 123V122H118ZM132 123V124H131ZM162 123V124H161ZM8 124H10V125H8ZM39 124V125H38ZM41 124V125H40ZM48 124V125H47ZM69 124V125H68ZM90 124V125H89ZM146 126H144V125ZM147 124V125H146ZM159 124V125H158ZM184 124V125H183ZM186 124V125H185ZM190 124V125H189ZM7 125V126H6ZM12 125V129H14L13 131H12V129L10 128V126ZM17 125V127L16 128H14L15 126ZM18 125H21V126H18ZM45 125H47L48 127H46ZM64 125V126H63ZM71 125H73V126H71ZM84 125V126H83ZM86 125V126H85ZM6 126V127H5ZM9 126V127H8ZM30 126V127H29ZM39 126H43V127H45V128H43L42 127V129H41V127L40 128H37V127H39ZM50 126V127H49ZM57 126V127H56ZM61 126H62V128H61ZM68 126V127H67ZM95 126V127H94ZM127 126H129V127H127ZM136 126V127H135ZM140 126H142L143 128H140ZM175 126V127H174ZM181 126V127H180ZM188 126H190V128L188 127ZM73 128L74 127V129H73V132H71V133H68V136H67V140H66V137H63V139H64V141H61L62 139H61V137L62 136H60V134L61 133H63L64 132V130H65V132H64V134L66 133V135H67V130L66 129H68V128ZM92 127H93V130H92ZM149 127V128H150ZM10 128V129H9ZM18 128V129H17ZM27 129V131H26V129ZM31 128V130L34 132V134L32 133V131L31 130H28V129H30ZM60 128V129H59ZM63 128H64V130H63ZM117 128V127H116ZM127 128H131V129H129V131H128V129ZM137 128V129H136ZM155 128H156V131L158 132V133H155L154 135L152 134L153 132H155V131H153V130H155ZM168 128V129H167ZM176 128L178 129V130H176ZM181 128H183V129H181ZM188 128V129H187ZM194 128H196V127H194ZM199 128V127H198ZM15 129H17V130H15ZM23 129H24V131H23ZM35 129H36V131H35ZM38 129H39V132H38ZM41 129V130H40ZM43 129H45V131L43 130ZM59 129V130H58ZM89 129V130H88ZM117 129H120L119 128V126H118V128ZM126 129V131H128L130 134L128 135V132H125V133H127L126 135H125V133H124V131H122V130H125ZM132 129H134V130H132ZM164 129V130H163ZM6 130V131H5ZM98 131V133H97V131ZM136 130V131H135ZM159 130V131H158ZM167 130V131H166ZM169 130V131H168ZM172 130V131H171ZM180 130V132H178ZM190 130H192V131H190ZM259 130H264V123L262 124V125H260L258 128H257V131H259ZM8 131V132H7ZM23 131V132H22ZM41 131H43V134H42V132ZM61 131H63V132H61ZM88 131V132H87ZM144 131V132H143ZM150 131V132H149ZM18 134V135H15L16 133ZM18 132H20V133H18ZM23 134H22V133ZM26 132H28V133H26ZM31 134H30V133ZM48 132V133H47ZM54 132V133H53ZM133 132H135V133H133ZM162 132H164V133H162ZM168 132V133H167ZM172 132V133H171ZM13 133H15V134H13ZM25 133V134H24ZM38 133V134H37ZM59 133V134H58ZM90 133V134H89ZM101 133V134H100ZM121 133V134H120ZM123 133H124V135H123ZM148 133V134H147ZM10 134H13V135H10ZM20 134H22V136L26 139H23V137H21L20 138ZM28 134V135H27ZM51 134H53V135H51ZM75 134V135H74ZM93 135V137H90V136H92ZM136 135L135 137H134V135ZM158 134V135H157ZM161 134V135H160ZM27 137H25V136ZM33 137V138H31V136ZM36 135H37V137H36ZM41 135H43V136H41ZM46 135V136H45ZM59 135V136H58ZM82 135V136H81ZM84 135H85V137H84ZM106 135V136H105ZM118 135V136H117ZM120 135V136H119ZM123 135V136H122ZM140 135V136H139ZM147 135V136H146ZM160 135V136H159ZM6 136V138H4ZM17 136H19V137H17ZM39 136H40V138L41 137H44V138H39ZM51 136V137H50ZM72 136V137H71ZM74 136V137H73ZM115 136V137H114ZM122 136V138L124 139V141H123V139L122 138H120ZM127 136V137H126ZM160 138V140H159V138ZM244 136H247V135H244ZM31 138L30 140H28L29 138ZM95 137V138H94ZM114 137V138H113ZM134 137V138H133ZM201 137V136H200ZM200 137H197V138H195L194 140H193V142H197V141H199V139H200ZM248 138H249V136H247ZM247 137H242V138H240L241 140L239 141L240 143H238L239 145H242V147L244 146V145H246L247 144V142L249 141V139L247 138ZM11 138L12 139H14V140H12V141H10L11 140ZM36 138V139H35ZM48 138V139H47ZM60 138V139H59ZM71 139L70 141H73L74 140V143H71L70 141H68L69 139ZM126 138V139H125ZM137 138H139V139H137ZM149 138V139H148ZM155 138H156V140L157 141H159V142H156L155 141ZM18 139V140H17ZM20 139H21V142H20ZM33 139H35V142H34V140ZM80 139V140H79ZM90 139V140H89ZM106 139V140H105ZM142 139V140H141ZM148 139V140H147ZM151 139V140H150ZM6 140V141H5ZM15 140H16V142H15ZM67 142H66V141ZM117 140H121V141H118V142H121L120 144L121 145H123V146H121V145H119V143H117ZM137 140V141H136ZM144 140V141H143ZM147 140V141H146ZM153 140V141H152ZM244 140V141H243ZM22 141H26V142H24V144H23V142ZM28 141V142H27ZM30 141H32V143L30 142ZM44 141H49L48 143H52L53 142V144H51V149H53V156H51L50 155V157L48 156V158L47 157H45V158H41L40 160L39 159H37L36 157H37V154H35V153H38V151H40L39 153L40 154H42V155H40L41 157L42 156H44V155H46V154H49L50 152H51V149H50V146H49V144H46L45 145V142ZM58 141V142H57ZM132 141V142H131ZM242 141H243V143H242ZM30 142V143H29ZM63 144H62V143ZM65 142V143H64ZM75 142H76V144H75ZM123 142V143H122ZM130 142V143H129ZM134 142V143H133ZM139 142V143H138ZM14 144V145H12V144ZM15 143H17V144H15ZM28 143L29 144H33V145H30V147H28V148H26L27 146H28ZM60 143V144H59ZM66 143L67 144H75L74 146L72 145V147L70 146V145H66ZM90 143V144H89ZM116 143V144H115ZM131 143H132V145H134V146H132L131 145ZM145 143V144H144ZM149 143V144H148ZM9 144H11V145H9ZM25 144H26V146H25ZM57 144V145H56ZM151 144L153 145V146H156L155 148L153 147V146H151ZM20 145V146H19ZM60 145V146H59ZM114 145V146H113ZM118 145H119V147H118ZM141 145V146H140ZM11 148H13V152H11V149H10V147ZM25 146V147H24ZM59 146V147H58ZM69 146V147H68ZM76 146H83L82 148H81V150L79 151V152H75V153H71L72 152V150L73 149H75V147ZM90 146H91V148H90ZM139 146V147H138ZM14 147H16L15 148V151H14ZM20 148V150L19 149H17V148ZM34 147V148H33ZM61 147V148H60ZM66 147V148H65ZM71 147V148H70ZM98 147V148H97ZM135 147H137L136 149H135ZM151 147V148H150ZM30 148V149H29ZM35 149V153L32 151L33 149ZM42 148V149H41ZM68 148V149H67ZM94 148V149H93ZM105 148V149H104ZM107 148V149H106ZM123 148H125V150L123 149ZM148 148V149H147ZM153 148H154V153H151V152H153L152 150H153ZM161 148V147H160ZM5 149H8L9 151L7 152V150H5ZM18 150V152H16L17 150ZM23 149V150H22ZM26 149V150H25ZM28 149H29V151H30V153H31V151L33 152V153H29V151H28ZM101 149V150H100ZM122 149V150H121ZM128 149V150H127ZM142 149V150H141ZM145 149V150H144ZM149 149H151V150H149ZM157 149H159V152H156V151H158ZM4 150H5V152H4ZM123 150H124V152H123ZM135 150V151H134ZM138 150V151H137ZM144 150V151H143ZM147 150H148V152L150 153V154H155V153H159V154H155V156H156V158H152L151 157V160L152 159H154V161L156 162H153V160H152V162L151 163H153V164H151L150 163V161H149V159H147V157H149L150 158V156L151 155H149V153H147ZM24 151V152H23ZM27 151V152H26ZM104 151V152H103ZM119 151H121V152H119ZM134 151V152H133ZM146 151V152H145ZM15 152H16V154H15ZM57 152H58V154H57ZM61 152V153H60ZM122 152L123 153H125L124 155L122 154ZM133 152V153H132ZM135 152H141V154H142V152L143 153H147V154H143L142 156L144 157V155H145V158H144V160H143V157L140 155V153L139 154H134ZM13 155H12V154ZM17 153H19V154H17ZM27 153H28V155H27ZM63 153H65V154H68V155H66L68 158L66 159V160H64V161H62V157H65V154H63ZM71 153V154H70ZM118 153V154H117ZM130 153V154H129ZM5 154V155H4ZM22 154V155H21ZM25 154V155H24ZM30 154V155H29ZM63 154V155H62ZM72 154L74 155L73 157H72ZM96 155V156H94V155ZM117 154V155H116ZM132 154V155H131ZM16 156V158H15V156ZM24 155V158H21L22 156ZM36 156V157H33V156ZM71 155V156H70ZM119 155V156H118ZM123 155V156H122ZM134 155L135 156H139L140 155V157L142 158L141 159V161H140V157H139V160H138V158H136V160H135V158H134ZM5 156H7V157H5ZM14 156V157H13ZM86 156V157H85ZM91 156V157H90ZM122 156V157H121ZM132 156H133V158H132ZM147 156V157H146ZM160 156V157H159ZM5 157V158H4ZM11 157V158H10ZM26 157H27V159H26ZM30 157H32V159L33 160H31L30 159ZM119 157V158H118ZM131 157V158H130ZM154 157V156H153ZM50 158V159H49ZM59 158V159H58ZM72 158V159H71ZM74 158H75V160H74ZM114 158H115V160H114ZM123 158V159H122ZM128 158H130V159H128ZM162 158V157H161ZM251 158V157H250ZM17 159L19 160V161H17ZM24 159H25V161H26V163L25 162H23L24 161ZM49 159V160H48ZM148 160L147 162H146V160ZM4 160V161H3ZM84 160V161H83ZM102 160H103V162H102ZM110 160H111V162H110ZM113 160V161H112ZM133 160H135V162L133 161ZM137 160L139 161V162H137ZM15 161H17V162H15ZM27 161H29V162H27ZM43 161H46V165L44 166V167H41V164H42V162ZM69 161H71L70 163H69ZM74 161H78V162H81V163H79V166L78 167H76V166H71V164L72 163H74ZM97 161V162H96ZM125 161H126V163H125ZM128 161L129 162H131L132 161V163H129V164H127L128 163ZM144 161V162H143ZM161 161H163V163L165 162L164 160H161ZM39 162V163H38ZM68 162V163H67ZM148 163V164H151V165H148V167L150 166V168H148L147 167V169H149L148 171H146L147 169H145L144 168V166H145V164L146 163ZM10 163H13V164H16V163H18L19 165H17V167L16 166H13V167H8L9 166V164ZM20 163H22V164H20ZM43 163H45V162H43ZM49 163V164H48ZM108 163V164H107ZM145 163V164H144ZM157 165V167H156V165ZM158 163V164H157ZM88 164H89V166H88ZM107 164V165H106ZM132 164V165H131ZM142 164H143V166H142ZM91 165V166H90ZM138 165H141V167L140 166H138ZM161 165V166H160ZM36 166V167H35ZM84 166V167H83ZM111 166H112V169H111ZM119 166V167H118ZM131 167V169H130V167ZM8 167V168H7ZM31 167V166H30ZM71 167V168H70ZM73 167V168H72ZM74 167L77 169H75L74 170ZM81 167V168H80ZM86 167V168H85ZM105 167V168H104ZM115 167L117 168H122V169H119V170H115ZM134 167V168H133ZM6 168V169H5ZM15 168H18L17 170H15ZM80 168V169H79ZM100 168V169H99ZM127 168H129V170H127V171H125ZM135 168H139V169H135ZM144 168V171L142 170V169ZM162 168V167H161ZM161 168H159V169H161ZM0 169V170H1ZM66 169H68L69 171H71V173H68L69 171L68 170H66ZM83 169V170H82ZM104 169V170H103ZM109 169H111V170H109ZM118 173V176L120 177V175L122 174L123 176V180H121L122 179V177H120L121 179V183H120V181L117 179V177L118 176H116L117 175V173L114 171V170ZM136 170V172L138 173V174H136V176H135V174H133V172L134 173H136L135 171H133V170ZM141 169V170H140ZM22 170V169H21ZM76 172H74V171ZM81 170V171H80ZM85 170V171H84ZM88 170V171H87ZM108 170H109V172L110 171H112L113 170V173L115 172V176H113L112 177V175H114V174H111V175H109V172H108ZM121 170V171H120ZM143 171V172H141L140 174H139V172L138 171ZM224 170H226V171H224ZM228 170V171H227ZM2 171V170H1ZM94 171V172H93ZM122 171H124V172H122ZM129 171H132V173L131 172H129ZM233 171V172H232ZM37 172H43V171H37ZM73 172V173H72ZM94 174H93V173ZM99 172V173H98ZM108 172V174H107V176L109 175L110 176V178H113L112 179V181L114 180L115 181V177H116V179H117V181L119 182H112L111 181V179L110 178H108L105 174ZM222 172V173H221ZM69 174V176H67L68 174ZM77 173H79V174H77ZM92 173V174H91ZM97 173V174H96ZM103 173V174H102ZM105 173V174H104ZM111 173V172H110ZM125 173L127 174V176L124 178V176H125ZM130 173V174H129ZM144 173L146 174V176H149V178L148 179H150V183H151V185H150V183H148L149 182V180L147 179V177H145L144 176ZM149 173H151V172H149ZM240 173V174H239ZM87 174V175H86ZM100 174V175H99ZM120 174V175H119ZM141 174H143V175H141ZM221 174V175H220ZM244 174V175H243ZM73 175H74V178H72L73 177ZM107 177L106 179L103 177ZM131 175V176H130ZM151 175H152V173H151ZM89 177V179H88V177ZM99 176V179L97 178ZM100 176H102V178H104V179H100ZM133 176H135V177H137L136 179H134L135 177H133ZM140 176H144L145 178H144V180H143V178L141 177V179L143 180H140L139 179V177ZM216 176V177H215ZM69 177H71L70 179H69ZM79 177H80V179H79ZM87 178V183L85 182V180H86V178ZM127 177H129V178H127ZM83 178H85L84 180H83ZM91 178H93V179H91ZM97 178V179H96ZM128 180H127V179ZM154 178V177H153ZM65 179V178H64ZM69 179V180H68ZM91 179V180H90ZM132 179V180H131ZM137 179H139L138 181H139V183H140V185H143L144 186V190H145V186H146V188H147V190L148 191H144L141 187V189H139V190H143V193L141 192V191H138V190H136V191H138L139 193H137V194H139V196L136 194V191H135V189H133V188H136L137 189V186H138V184L139 183H134V181H137ZM148 180V181H146V180ZM72 180V181H71ZM80 181V183H86V184H80L79 185V181ZM88 180H89V182H88ZM101 180L103 181V180H105V181H103L104 183H102L101 182ZM109 180V181H108ZM125 180H127V181H125ZM222 180V181H221ZM77 182L78 184H73L74 182ZM141 181L143 182V184H141ZM144 181H146V182H144ZM156 181V186H153V185H155L154 184V182ZM101 182V183H100ZM106 182H110V185H111V187H110V185H109V183H106ZM111 182H112V184H111ZM123 182V183H122ZM127 182H129V183H127ZM217 182V183H216ZM149 184V186H148V184ZM97 184H98V186H97ZM103 184H106V186L104 185V187H103ZM114 184V185H113ZM120 184V185H119ZM135 184H137V186L135 185ZM145 184V185H144ZM217 184V185H216ZM61 185L62 184H58L57 185V189L51 194V192L49 191V195H50V197H48L46 200H47V202H49V201H52V200H55L63 191H61V190H63L64 189V186L65 185H63L62 187H61ZM77 185H78V187H77ZM82 185H84V187L82 186ZM87 185V186H86ZM90 185V186H89ZM133 185H135V186H133ZM60 186V188L58 189V187ZM80 186H82V187H80ZM94 186H96V187H94ZM119 186V187H118ZM132 186H133V188H132ZM142 186V187H143ZM158 187L159 189L157 190V189H155V188H149V187ZM163 186V187H162ZM202 186V187H201ZM107 187H109V188H107ZM262 188H263V190H261L262 191V194H264V186H261ZM102 188V189H101ZM106 189V190H104V189ZM185 188H187L186 190H185ZM99 189V190H98ZM101 189V190H100ZM149 189H153L152 191L154 192V194L152 195V193L150 194L151 195V197H153V198H151L149 195H147L148 194V192L150 193V192H152L151 190H149ZM201 189V190H200ZM104 190V191H103ZM133 190V191H132ZM156 190V191H155ZM203 190V191H202ZM205 190V191H204ZM108 191V192H107ZM132 191V192H131ZM200 191H201V193H200ZM94 192V191H93ZM99 192V193H98ZM136 194H134V193ZM231 192H235V193H240V197H239V199L238 200H236V199H233L232 200V202H231V200H229V199H231V198H226V199H223V195L224 194H227V193H231ZM147 193V194H146ZM202 193H205L204 194V196H202V198H201V194ZM97 194H99V195H97ZM141 194V195H140ZM143 194V195H142ZM168 194V195H167ZM155 195V196H154ZM199 195V196H198ZM137 196H138V198L139 197H143V198H137ZM145 196H147V197H145ZM182 196V198H180ZM193 196V195H192ZM101 197V198H100ZM125 197V198H124ZM151 199V200H148L149 198ZM168 197V198H167ZM53 198V199H52ZM71 198V197H70ZM69 198V199H70ZM136 198V199H135ZM145 198V199H144ZM178 198H179V200H183V202L181 201H179V202H177L178 201ZM199 198H201V199H199ZM216 198V199H215ZM218 198V199H217ZM256 198V199H255ZM98 199H99V201H98ZM153 199V200H152ZM196 199H199V200H196ZM259 199H261L263 202H261V201H259V203L260 204H257L258 203V200ZM144 202H143V201ZM149 202H148V201ZM217 200V201H216ZM257 201V203H256V201ZM146 201H147V203H148V205L146 206L147 208H146V210H144L145 209V205H146ZM105 202V203H104ZM124 203L123 205L125 206L124 207V209H123V212H122V214H124L123 215V217H120L119 219L117 218V205L118 204H120V203ZM143 202V203H142ZM179 203V204H177V203ZM184 202H186V203H184ZM188 202H189V204H188ZM190 202H191V204H190ZM215 202L217 203V204H215ZM138 203L141 205V206H143L142 204H144V209H143V207L141 208L142 210L141 211H139V212H143L142 214L140 213L139 215H138V218L135 220V222H133V223H131V224H127V225H125L124 223H125V221L127 222L128 221V219L127 220H123V218L124 217H126V215L128 216L129 215V213L131 214L132 212H133V210L134 209H136V205H138ZM184 204L185 205V207L187 208V204L189 205L188 207H189V209H186V212L187 213H184L185 211H184V205H182V204ZM214 205V206H213ZM217 205V207H215ZM47 204H42V206H41V208H42V211H45L46 209H47ZM177 206H179L178 208H177ZM213 208H212V207ZM101 207V208H100ZM209 207H211V208H209ZM92 208V207H91ZM100 208V209H99ZM182 208V209H181ZM215 208V209H214ZM133 209V210H132ZM144 210V211H143ZM181 212H180V211ZM188 210V211H187ZM99 211V212H98ZM125 211V212H124ZM182 211H183V213H182ZM98 212V213H97ZM103 212V213H102ZM80 213V212H79ZM46 214V213H45ZM219 214V215H218ZM187 215V216H186ZM65 216V217H64ZM70 216V217H69ZM97 216V217H96ZM102 216H104V217H102ZM130 216V215H129ZM168 216V217H167ZM43 217H44V215H43ZM64 217V218H63ZM133 217V216H132ZM214 219H212V218ZM69 218H71V220L70 221H68V219ZM96 218H97V220H96ZM103 218H104V220H103ZM204 218V219H203ZM208 218H211V219H208ZM43 219V218H42ZM107 219V220H106ZM207 219H208V221H207ZM100 222H99V221ZM103 220V221H102ZM204 220V221H203ZM212 220V221H211ZM219 222H221L222 220V222L221 223H219ZM67 223V221L69 222V223H67L68 224V226H66V224H65V222ZM105 221H106V223H105ZM124 223H123V222ZM205 221H206V224L207 225H205V224H203V223H201V222H204L205 223ZM225 221L226 222H228V225L229 226H231V231H229V232H232L233 230V234H241V232H242V235L243 234H245L244 235V238H241V236L239 237V239H238V237H234V239L235 240H232V239H230L228 236H227V234L225 233V232H223V230H220V232H222L221 234H218V233H220L218 230L219 229H221L222 228V226H221V224L222 223H224V225H225ZM252 222V223H250V222ZM102 222V223H101ZM112 222V223H111ZM207 222H209L210 224L208 225V223ZM213 222H215V223H213ZM247 222H249L250 223V225H249V227L246 225V223ZM71 223V224H70ZM96 223H98V224H103L104 223V225H102V226H99L98 224V227H100V229H103L102 231L104 232L105 231V233H103V236H102V233H99V232H101L99 229H98V227H97V225H95ZM164 223V224H163ZM189 223V224H188ZM201 223V225H204V226H207V228L205 227V228H203L204 226H199V224ZM220 224V225H218L217 226V224ZM124 224V226H122V225ZM197 224V226H195ZM166 225V226H165ZM185 225V226H184ZM195 227H194V226ZM254 227H253V226ZM55 226H57V228H55ZM63 226H66V227H63ZM105 226V227H104ZM110 226V227H109ZM179 226V227H178ZM190 226H192V228L190 227ZM199 226V227H198ZM213 226V227H212ZM214 226H216V227H214ZM220 226V227H219ZM250 226H252V227H250ZM61 227V228H60ZM102 227V228H101ZM160 227V228H159ZM162 227V228H161ZM173 227V228H172ZM177 227V228H176ZM187 227V228H186ZM203 228V229H201V228ZM210 227H212V228H210ZM69 228H71V230L69 229ZM106 228H107V230H106ZM174 228H175V230H174ZM198 228H200V230L198 229ZM249 228V229H248ZM252 228V229H251ZM69 229V230H68ZM96 229V230H95ZM111 229H113V230H111ZM188 231H187V230ZM191 229V230H190ZM211 229V230H210ZM214 229H216V230H214ZM218 229V230H217ZM247 229H248V231H247ZM251 229V230H250ZM97 230L99 231V232H97ZM169 230H171V231H169ZM195 230H197V232L195 231ZM199 230V231H198ZM207 230H209V231H207ZM214 232H213V231ZM115 231V232H114ZM210 231H211V233H210ZM235 231H236V233H235ZM246 232V233H245ZM51 233V234H50ZM61 233V234H60ZM95 233V234H94ZM96 233H97V235H96ZM107 233V234H106ZM111 233V234H110ZM210 233V234H209ZM224 233V234H223ZM248 233V234H247ZM72 234H74L73 236H74V238L72 237ZM89 234V233H88ZM98 234L100 235L101 234V236H98ZM208 236H207V235ZM212 234V235H211ZM223 234V236L225 237V240L224 239H221V238H224V237H222L221 235ZM247 234V235H246ZM105 235V236H104ZM195 235V236H194ZM215 235H216V237H215ZM91 236V237H90ZM92 236H94V237H92ZM193 236V237H192ZM203 236H206L205 237V239H202V238H204ZM218 236H219V238H218ZM220 236H221V238H220ZM237 236H239V235H237ZM99 239H98V238ZM102 237V238H101ZM107 237H110L111 238V242H110V244H112L113 242L115 243V241H117L116 242V244L117 245H115L114 246V244L113 245H111V246H109V247H111V248H109V247H106V248H103V246H102V250L101 249H96V248H98L101 244H102V242L103 241H105V239L107 238ZM196 237V238H195ZM198 237H200V238H198ZM215 237V238H214ZM247 237V238H246ZM144 238V239H143ZM214 238V239H213ZM218 238V239H217ZM229 239V240H227V239ZM240 238L242 239V240H244V239H246L247 241H243L244 243H241L242 241H239L240 240ZM97 239V240H96ZM104 239V240H103ZM127 239V241L129 242V245H128V247H125V246H127V245H121L120 246V244L121 243H124V242H126V243H124V244H128V242L127 241H125ZM153 239H155V240H153ZM201 239L204 241V242H206V243H204L203 241H201ZM209 239V240H208ZM88 240V241H87ZM93 240V241H92ZM219 240H223L224 241V243L223 244H225L223 247H222V243H221V241L219 242ZM97 241V242H96ZM102 241V242H101ZM113 241V242H112ZM122 241H124V242H122ZM192 243H191V242ZM211 241V243H209ZM212 241H214L213 243H215V242H217L218 243V245H217V243H215L214 245H212L213 243H212ZM222 241V242H223ZM228 241V242H227ZM119 242H121V243H119ZM143 243V245H140V243ZM158 242V243H157ZM163 242H164V244H163ZM203 242V243H202ZM226 242H227V244H226ZM93 243V244H92ZM141 243V244H142ZM144 243H146V244H144ZM166 243V244H165ZM180 243V244H179ZM196 243H198V244H196ZM208 243V244H207ZM229 243V244H228ZM249 243H250V245H251V243H252V247L249 245ZM42 244V245H41ZM149 244L152 246H149ZM152 244H154V245H152ZM160 246H158V245ZM161 244H163L164 246H162ZM176 244V245H175ZM179 244V245H178ZM184 244H186V245H184ZM190 244V245H189ZM203 244L205 245L203 248H202V246H203ZM210 244H211V247L209 248V246H210ZM235 244V245H234ZM119 245V246H118ZM141 246V248H140V246ZM168 245V246H167ZM172 245H175V247L174 246H172ZM188 245V246H187ZM201 245V246H200ZM208 245V246H207ZM216 245V246H215ZM233 245V246H232ZM242 245V246H241ZM253 245H255V246H253ZM85 246V247H84ZM124 248H123V247ZM137 246H139V248L137 247ZM153 246H155V248L153 247ZM180 246H182V248L180 249L179 247ZM183 246H186V247H184L183 248ZM192 248H191V247ZM213 246V247H212ZM215 246V247H214ZM228 246V247H227ZM238 246V249L236 248ZM240 246V247H239ZM37 247V248H36ZM114 247V248H113ZM121 248V249H117V248ZM145 247V248H144ZM156 247H158L157 249H156ZM200 247V248H199ZM218 249H220V250H222L223 248V250L222 251H224V250H226V252L229 250V251H234V252H231V253H229V251H228V253H222V251H220L221 253L219 254V251L217 250V248ZM221 247V248H220ZM253 247L255 248V249H253ZM74 248V249H73ZM101 248V247H100ZM114 250H113V249ZM188 249L187 251H186V249ZM190 248V249H189ZM207 248H208V250H207ZM213 248H216V249H214L213 250ZM229 248V249H228ZM240 248V249H239ZM251 248V249H250ZM75 249H77V251L75 250ZM86 251H85V250ZM89 249V250H88ZM116 249L118 250V251H116ZM193 249V250H192ZM194 249H196V250H194ZM201 249V250H200ZM204 249V250H203ZM210 249L211 250H213V251H215V253L213 252V251H210ZM232 249V250H231ZM234 249V250H233ZM237 249V250H236ZM257 249V250H256ZM83 250V251H82ZM104 250L106 251V252H108V253H106V252H104ZM110 250H111V252H110ZM142 250H144L145 251V255H144V252H142ZM183 250V251H182ZM191 250V251H190ZM216 250H217V253H218V255L216 254ZM235 250L237 251L236 253H239V254H236L235 253ZM238 250H239V252H238ZM254 250V251H253ZM259 250L261 251V252H259ZM38 251V252H37ZM102 251V252H101ZM147 251V252H146ZM158 251V252H157ZM194 251V252H193ZM251 251H252V253H251ZM33 252V253H32ZM36 252V253H35ZM81 252V253H80ZM180 252H182V253H180ZM184 252V253H183ZM196 252V253H195ZM241 252V253H240ZM259 252V253H258ZM39 255H38V254ZM102 253H105V254H103V255H105V256H103L102 255ZM112 253V254H111ZM187 255H189V256H185L186 254ZM193 253V254H192ZM195 253V254H194ZM200 253V254H199ZM206 253H207V256L209 257V259H208V257H206ZM213 254V256H212V254ZM248 253V254H247ZM257 253H258V255H260V253H262L261 255H260V257L257 255ZM143 255V256H141V255ZM179 254H181V256L179 255ZM185 254V255H184ZM197 254V255H196ZM216 254V255H215ZM226 254V255H229L228 257V259H229V261H228V259L226 260V259H224V261H223V257H225L226 258V256H224V255ZM232 254H235V255H232ZM151 255V256H150ZM191 255L193 256L192 258H191ZM201 256L200 258H199V256ZM204 255H205V257H204ZM239 255V256H238ZM244 255L246 256V255H248L249 257L247 258V257H244ZM46 256H48V257H46ZM127 256V257H126ZM137 256H138V258H137ZM140 256H141V258H140ZM173 256H175V257H173ZM180 256V257H179ZM182 256L184 257V258H182ZM195 256V257H194ZM213 258H215V257H217L218 259H219V262H218V260L217 259H213ZM222 258H221V257ZM234 257V261H233V257ZM243 256V257H242ZM104 257V258H103ZM136 257V258H135ZM146 257H147V259H146ZM178 257V258H177ZM191 259H190V258ZM230 257L232 258L231 260H232V262H230L231 260H230ZM250 257H252L253 259H250ZM261 257H262V259H261ZM50 258V259H49ZM82 258V259H81ZM140 258V259H139ZM173 258H175L174 259V261L172 260ZM180 258V259H179ZM205 258H207V260L205 259ZM243 258V260H241ZM246 258V260H244ZM45 259H46V262H44L45 261ZM51 259H52V261H51ZM84 259V260H83ZM95 259H97V260H95ZM182 259H184L183 261H182ZM186 259V260H185ZM189 259V260H188ZM201 259H205V261L206 262H210V263H205V261L204 260H202L201 261ZM251 261H250V260ZM37 260V261H36ZM47 260H48V262H47ZM50 260V261H49ZM169 260H170V263H169ZM176 260V261H175ZM191 260V261H190ZM217 260V262H214V261H216ZM238 260H240V261H238ZM249 260V261H248ZM253 260H255V262H253ZM172 261V262H171ZM187 261V262H186ZM261 261V262H260ZM40 262V263H39ZM189 262V263H188ZM258 262H260V263H258ZM5 263V260L3 261V260H1V258H0V264H4ZM250 263V264H251ZM35 264V263H34Z\"/></svg>",
    "mask_w": 264,
    "mask_h": 264
},
{
    "label": "bare ground",
    "instance_id": "2",
    "mask_svg": "<svg viewBox=\"0 0 264 264\" xmlns=\"http://www.w3.org/2000/svg\"><path fill=\"white\" fill-rule=\"evenodd\" d=\"M17 1V0H16ZM145 1H148V0H145ZM157 1V0H156ZM181 1V0H180ZM219 0H211V3H213V10H214V8H218L217 7V5H218V2ZM226 1V0H225ZM230 1V0H229ZM239 1V0H238ZM242 1V0H241ZM246 1V0H245ZM247 1H249V0H247ZM7 2V1H6ZM41 2H42V0H41ZM40 1H39V3H41ZM150 2V1H149ZM163 2V1H162ZM180 3L179 2V0L178 1H176V3ZM181 2H183V1H181ZM202 2H204L205 3V1H203L202 0ZM216 2H218L216 5H214ZM227 2H228V0H227ZM240 2V1H239ZM239 2H238V4H239ZM250 2V4H251V0L249 1ZM36 3H38V2H36ZM145 3V2H144ZM151 3V2H150ZM158 3V2H157ZM165 3V2H164ZM177 3V4H178ZM184 4H182L180 7H181V9L184 7V8H191L190 7V5L192 4V7L194 8V6L197 4V3H200L199 1H197V3H195L194 2V0H189L188 2H187V0H184V2H183ZM209 4H211L210 2H208ZM240 3H242V2H240ZM243 3H244V1H243ZM13 4H15V2L13 3ZM20 4V3H19ZM32 3H30V5H31ZM34 4V3H33ZM43 4H46L45 2L43 3L42 2V5ZM146 4V3H145ZM144 4V6H146ZM171 4H172V2H171ZM170 4V5H171ZM174 4V3H173ZM172 4V5H173ZM226 4V3H225ZM227 4H229V3H227ZM233 4H235V3H233ZM232 3H231V6H228V7H231L232 8V11H233V5ZM237 4V5H238ZM245 4H247V2L245 3ZM249 4V3H248ZM249 4V6L248 5H246V6H248V8H245V6H244V9H242V7H241V9H239V12L240 11H242V10H246L245 12H243V13H241V15L243 14V18L242 19H239V21L237 22V23H239V28L241 29V28H245L246 29V31L248 30V28L250 27L251 28V30L250 31H254V32H257V31H259L261 34H259L261 37H260V39L262 40L261 42H262V46H264V3H262V4H260V3H258V4H260L259 6H256L255 5V3H253V4H251L250 5ZM4 5V4H3ZM6 5V4H5ZM12 5V4H11ZM10 5V6H11ZM93 5V4H92ZM139 5V8H141L142 10H143V7H140V4H138ZM152 5H153V7H154V5H156V4H153V1H152ZM161 5H162V3H161ZM161 5H159V6H161ZM179 5V4H178ZM207 3H205V6L203 5V4H199V6H197L196 8H194L195 10H197L198 11V15H199V13H202L203 14V12H200L199 10H203L204 9V7H205V9H207ZM236 5V6H237ZM254 5L256 6V7H254ZM2 6V5H1ZM13 6H15V5H13ZM36 6V5H35ZM34 6V7H35ZM147 6H149V5H147ZM158 6V8H161V7H159ZM166 7H167V5H165ZM174 6H176V5H174ZM214 6H216V7H214ZM7 7V6H6ZM22 7V6H21ZM42 7V6H41ZM46 7H48V6H46ZM101 7V6H100ZM156 7V6H155ZM166 7H165V9H166ZM178 7V6H177ZM176 7V8H177ZM180 7H178L179 8V10H181L180 9ZM225 7V6H224ZM223 7V8H224ZM31 8V7H30ZM56 8V7H55ZM131 7H129V9H130ZM150 8V7H149ZM168 8V7H167ZM172 8V7H171ZM171 8H169V11L170 12H172V10H174V12H175V9H171ZM209 8H210V5H209ZM226 8V7H225ZM240 8V7H239ZM37 9V8H36ZM91 9V8H90ZM95 9V8H94ZM128 9V8H127ZM133 9V8H132ZM131 9V10H132ZM136 9V8H135ZM151 9H153V8H151ZM162 9H163V7H162ZM164 9V10H165ZM17 10V9H16ZM21 10V9H20ZM33 10V9H32ZM35 10V9H34ZM131 10H130V12H131ZM137 10V9H136ZM135 10V11H136ZM145 10V9H144ZM143 10V11H144ZM149 10V9H148ZM159 10V9H158ZM157 10V11H158ZM178 10V9H177ZM184 10V14H185V11H187L186 9H183ZM183 10H181L182 12H183ZM221 10V9H220ZM223 10V9H222ZM221 10V11H222ZM227 10V9H226ZM236 10H237V8H236ZM36 11V10H35ZM81 11V10H80ZM98 11V10H97ZM125 11H126V9H125ZM128 12H129V10H127ZM138 11V10H137ZM141 11V10H140ZM142 11V12H143ZM147 11V10H146ZM153 11H154V9H153ZM152 11V13L153 14H151V13H147L148 14V18L151 20V17L152 18H154L153 17V15H154V12ZM155 11H156V9H155ZM167 11H168V9H167ZM192 11V10H191ZM204 11V10H203ZM207 12H205L206 13V16L208 15L207 13L209 12L208 11V9L206 10ZM215 11H217V10H215ZM219 11V10H218ZM224 11V10H223ZM228 11V10H227ZM238 11V10H237ZM236 11V14H238L239 12H237ZM8 12V11H7ZM18 12V11H17ZM21 12V11H20ZM56 12V11H55ZM133 12L134 11H132V13H131V15L133 14ZM159 12V11H158ZM170 12H168L167 13V15H165V17H168V14L170 13ZM195 12V11H194ZM211 12H212V9H211ZM214 12V11H213ZM233 12H235V11H233ZM32 13V12H31ZM124 13V12H123ZM139 13V12H138ZM145 13V12H144ZM157 13V12H156ZM165 13H166V11H165ZM176 13H177V11H176ZM196 13V12H195ZM218 13V12H217ZM227 13V12H226ZM232 13V12H231ZM13 14V13H12ZM38 14H39V12H38ZM46 14V13H45ZM75 14V13H74ZM130 14V13H129ZM128 13L126 14V15H129ZM152 16H151V15ZM178 14H179V12H178ZM183 14V15H184ZM189 14V13H188ZM209 14H213V13H210L209 12ZM220 14V13H219ZM227 14H229V13H227ZM2 15V14H1ZM6 15V14H5ZM8 16H9V14H7ZM27 15V14H26ZM33 15H35L34 13H33ZM135 15V14H134ZM137 15V14H136ZM160 15H163V13H160L159 14V16ZM170 15H172V14H170ZM173 15H175L174 13H173ZM193 15V14H192ZM198 15H197V17H198ZM214 15H215V12H214ZM218 15V14H217ZM231 14H229V16H230ZM16 16H17V13H16ZM113 16V15H112ZM123 16H125V15H123ZM144 16H146L147 17V15H144ZM144 16H142L143 18V20H141V18H140V20H141V22L142 23H144ZM151 16V17H150ZM155 16V15H154ZM185 16V15H184ZM191 16V15H190ZM189 16V17H190ZM195 16H196V14H195ZM199 16H201V15H199ZM210 16V15H209ZM213 16V15H212ZM212 16H210V17H212ZM228 16V17H229ZM238 16H240V13H239V15ZM13 15H12V17H11V19H13ZM56 17H57V15H56ZM74 17V16H73ZM129 17V16H128ZM132 17V16H131ZM131 17L130 18H127V20L128 19H131ZM156 18L158 17L157 16V14H156V16H155ZM165 17H163L162 16V18L161 19H165ZM171 17V16H170ZM178 17H180V15L178 16ZM188 17V15L187 16H185L184 18H187ZM205 18V16H203L202 15V17H199V18ZM223 17H225V13H224V15H223ZM232 17V16H231ZM236 17H237V15H236ZM235 17V18H236ZM82 18V17H81ZM133 18V17H132ZM134 18H137V16L136 17H134ZM133 18V19H134ZM139 18H138V20H139ZM181 18H183V17H181ZM193 18V17H192ZM208 18V17H207ZM215 18H216V15H215ZM217 18H218V16H217ZM216 18V19H217ZM220 18L222 19L221 21H223V18L222 17H220L219 16V20H220ZM10 19V20H11ZM73 19V18H72ZM119 19V18H118ZM149 19H147V20H149ZM159 21H160V19L159 18H157ZM176 19H177V17H176ZM179 19V18H178ZM188 19V18H187ZM196 19V18H195ZM210 18H208L207 20H209ZM218 19L216 20V21H218ZM236 19H238V18H236ZM236 19H233V20H235L236 21ZM1 20V19H0ZM8 20H9V18H8ZM82 20H84V19H82ZM109 20H110V18H109ZM120 20V19H119ZM135 20V19H134ZM133 20V21H134ZM137 20V19H136ZM146 20V19H145ZM153 20H155V19H153ZM173 20H174V17H172V21H171V19H170V21L169 22H172L173 23ZM189 20V19H188ZM205 20V19H204ZM204 20H200L201 21V23L199 22L198 24H201V27H203V26H207V28H209V26L211 27V24H213L211 21H213L214 20V17H213V19L209 22L210 24H207V25H203V22H204ZM206 20V21H207ZM227 20V19H226ZM232 20V19H231ZM79 21V20H78ZM80 21H81V19H80ZM96 21V20H95ZM111 21V20H110ZM125 21V20H124ZM129 21V20H128ZM130 21H132V19L130 20ZM165 21V20H164ZM163 21V22H164ZM176 22H178L177 20H175ZM180 21V20H179ZM194 21V20H193ZM203 21V22H202ZM225 21V20H224ZM223 21V22H224ZM1 22V21H0ZM5 21H3V23H4ZM8 22V21H7ZM6 22V23H7ZM46 22V21H45ZM73 22V21H72ZM93 22V21H92ZM112 22V21H111ZM115 22V21H114ZM140 22V21H139ZM140 22V23H141ZM146 23H147V21H145ZM154 22H157V21H154ZM162 21H160V22H158V23H161ZM162 22V23H163ZM167 22V21H166ZM181 22H182V20H181ZM185 22H186V19H185ZM214 22V21H213ZM233 22V21H232ZM231 22V23H232ZM9 23H10V21H9ZM8 23V24H9ZM18 23V22H17ZM113 23V22H112ZM121 23V22H120ZM135 23H138V21L137 22H132V24L134 25ZM146 23H144V24H146ZM151 23H153L152 21H151ZM158 23H156V25H158ZM182 23H184V22H182ZM206 23H208V22H206ZM215 23V22H214ZM218 23V22H217ZM220 23V22H219ZM222 23V22H221ZM226 23V22H225ZM236 23V22H235ZM20 24V23H19ZM50 24V23H49ZM69 24V23H68ZM85 24V23H84ZM116 24V23H115ZM127 23H125V25H126ZM130 24H131V22H130ZM129 22H128V24L126 25V26H128V28H129ZM131 24V25H132ZM144 24H143V27H141L140 28V24H139V26H137V27H139L140 28V30H141V32L144 30L143 28H144ZM167 24V23H166ZM188 24V23H187ZM233 24H234V22H233ZM233 24H231V28H232V26H233ZM3 25V24H2ZM4 25H6V24H4ZM10 25V24H9ZM22 25V24H21ZM21 25H19L20 27H21ZM111 25V24H110ZM130 25V26H131ZM136 25L137 24H135V26L134 27H136ZM148 25H151L150 23H148ZM153 25H154V23H153ZM152 25V26H153ZM155 25V26H156ZM164 25H165V22H164ZM163 25V27L162 28H165L166 26H168L169 25V23H168V25H165L164 26ZM182 25H184V29H185V26H188V25H185V24H182ZM189 25H191L190 23H189ZM193 25V24H192ZM203 25V26H202ZM209 25V26H208ZM214 25V24H213ZM212 25V26H213ZM218 25V24H217ZM221 25V24H220ZM226 25V24H225ZM7 26V25H6ZM5 26V27H6ZM78 26H79V24H78ZM147 26V25H146ZM145 26V30L143 31V34H144V32H145V34L147 33V31H150V27L151 26H149V28L148 27H146ZM161 26V25H160ZM172 26H175L173 29H175V31L177 30V32H178V28H179V26L177 25V28H176V24L175 25H172ZM171 26V27H172ZM180 26H181V23H180ZM195 26V25H194ZM222 26V25H221ZM236 26V25H235ZM57 27V26H56ZM183 27V26H182ZM182 27H180V28H182ZM189 27V26H188ZM188 27H186V28H188ZM192 26H190V28H191ZM219 28H220V26H218ZM223 27V26H222ZM237 27V26H236ZM15 28V27H14ZM17 28V27H16ZM19 28V27H18ZM68 28V27H67ZM112 28V27H111ZM122 28H124V26L122 27ZM146 28L147 29H149V30H147L146 31ZM151 28H153V27H151ZM155 28H159V27H155ZM155 28L154 29H151V30H153V31H151L154 35H155V33H154V30H155ZM162 28H159V29H157L156 30V32L158 31V30H160V29H162ZM166 28H170L169 26L168 27H166ZM166 28H165V30H166ZM196 28H199V26L197 27V25H196ZM217 28V27H216ZM225 28V27H224ZM234 28V27H233ZM231 29V30H235V29ZM238 28V27H237ZM238 28V29H239ZM3 29V28H2ZM5 29V28H4ZM45 29V28H44ZM110 29V28H109ZM120 29V28H119ZM135 29V28H134ZM171 30V29H168V31L166 30V33L167 34H169L168 32L170 31V32H172V31H174V30ZM183 29V28H182ZM183 29V30H184ZM192 29H193V27H192ZM191 29V30H192ZM199 29H201V28H199ZM215 28H213V30H214ZM29 30H31V29H29ZM46 30V29H45ZM58 30V29H57ZM112 30H114V28L112 29ZM111 30V31H112ZM117 31H113V32H117L118 33V27H117V29H116ZM130 30V29H129ZM131 30L132 31H134L133 30V27L131 28ZM137 30H139L138 28H137ZM137 30L135 31V33L137 32ZM164 30V29H163ZM165 30L163 31V32H165ZM183 30H179V32H181V31H183ZM202 30L203 31H206V32H203V33H208L207 32V29H206V27H205V30H204V28H202ZM201 30V31H202ZM213 30H211L210 31V34L211 33H213ZM1 31V30H0ZM5 31V30H4ZM7 31V30H6ZM6 31H5V33H6ZM14 31V30H13ZM63 31V30H62ZM102 30H100V32H101ZM107 31V30H106ZM110 31V32H111ZM126 31V30H125ZM185 31H187L186 29H185ZM190 30H188L187 32H189ZM195 31V30H194ZM208 31H209V29H208ZM219 31L220 30H218V33H219ZM239 32H240V30H238ZM243 31H245V30H243ZM2 32H3V30H2ZM8 32H10L9 30H8ZM20 32H21V30H20ZM107 32H109V31H107ZM113 32H111L110 34H112L113 35ZM139 33L138 34H142V33H140V31H138ZM196 32V31H195ZM198 32V31H197ZM196 32V34H198ZM217 32V31H216ZM227 32V31H226ZM229 32H232V31H230V29H229ZM258 32V33H259ZM1 33V32H0ZM22 33V32H21ZM47 33V32H46ZM101 33H103V31L101 32ZM105 34H106V32H104ZM117 33H115L116 34V36H117ZM120 33V32H119ZM127 33V32H126ZM133 33V32H132ZM151 33V34H152ZM159 33V32H158ZM157 33V34H158ZM166 33H164V34H166ZM175 32H173V34H174ZM190 33H194L193 31L191 32L190 31ZM218 33H217V35H218ZM225 33V32H224ZM246 33V32H245ZM249 33H252V32H247V36L248 35H250ZM4 34V33H3ZM20 34V33H19ZM30 34V33H29ZM29 34H27V35H29ZM33 35H34V33H32ZM32 34H31V37H32ZM38 34V33H37ZM50 34V33H49ZM108 34V33H107ZM110 34H108L109 36H110ZM125 34V33H124ZM128 34V33H127ZM142 34V35H143ZM149 34H150V32H149ZM149 34H147V35H149ZM160 34H163L162 32H160ZM172 33H170V37H165V36H163V37H165V41L163 40V39H161V40H163V43L164 42H166V38L168 39H170L171 38V36H173V35H171ZM183 34H184V32H183ZM183 34H179L180 36L181 35H183ZM194 35V36H197V38L199 37V35ZM204 34V35H205ZM222 34V33H221ZM226 34V33H225ZM233 34H234V32H233ZM232 34V35H233ZM256 34V33H255ZM5 35H7V34H5ZM15 35V34H14ZM20 35H22V34H20ZM40 35V34H39ZM101 35V34H100ZM100 35H99V37H100ZM120 35V34H119ZM176 35V33L174 34V38H172V39H170V40H172L171 41V43H173V41H174V39H175V36ZM177 35H178V33H177ZM192 35V39H194L193 37V34H191ZM209 34H207V37H208V39H209V36H208ZM232 35H229V36H232ZM252 35V34H251ZM258 34H256V38L258 37L257 36ZM1 36H4V35H2L1 34ZM11 36V35H10ZM12 36H13V34H12ZM70 36V35H69ZM102 36H103V34H102ZM130 36H131V34H130ZM129 36V37H130ZM134 36V35H133ZM137 36H139V35H137V33H136V37ZM144 36V35H143ZM143 36H141L142 37V40H143ZM157 36V35H156ZM185 36H188L187 35V33H186V35H184V37ZM203 36V35H202ZM202 36H200L199 38H201ZM213 37V34L212 35H210V37ZM7 37V36H6ZM21 37H23V36H21ZM36 37V36H35ZM96 37H98V35L96 36ZM112 37V36H111ZM111 37L109 38V39H111ZM146 37V36H145ZM148 37V39H150L149 38V36H147ZM147 37H146V39H147ZM162 37V35H159L158 34V38H163ZM184 37L182 38V40L184 39ZM189 37H190V35H189ZM188 37V38H189ZM204 37V36H203ZM206 37V36H205ZM220 37V36H219ZM252 37H254V36H252ZM1 38V37H0ZM3 38H5V37H3ZM25 38H26V36H25ZM83 38H84V36H83ZM105 38V37H104ZM106 38H108L107 37V35H106ZM113 38V37H112ZM115 38V37H114ZM118 38V37H117ZM127 38V37H126ZM125 38V39H126ZM153 39H155L154 37H152ZM177 38H178V36H177ZM179 38H181V37H179ZM178 38V39H179ZM187 38V39H188ZM196 38V37H195ZM198 38V41L199 40H203L204 38H201V39H199ZM228 38V36L227 35H224L223 37H221L219 40H220V43H219V46L216 48H214V45H212L211 44V42H210V45H212L211 47H209V46H201V47H203L201 50H199L200 49V47L197 45L196 47L195 46H193V45H195V44H193L194 42L195 43H197L198 41H193L192 39H188V42L191 44V42H192V48L193 47H195L196 49L195 50H199L197 53L196 52H194V56H193V59H194V57H195V55H196V57H195V59L197 58L198 59V61H200L201 62V64H202V66H199V67H201V68H196L195 66H194V68H192L193 70H190V73H188L189 74V82H190V80L191 79H193V77H195L194 75H196V77L197 76H205V75H208V77H210V76H213L214 78H212L211 77V79H209L210 81H208V82H206L205 80H204V82H203V84H201V82H199V84H201L200 85V89L201 88H203V90H205V92H203V93H199L200 95H197V96H195V98H193V99H195L194 100V102L195 101H197L198 103H197V105L195 106V107H193V108H191L192 109V111H189L188 113H190V112H192V113H196V112H193V110L195 109V110H198V112H197V114H198V116H199V118L198 117H196V118H198L197 119V121H195L194 123L192 122V120H191V122H190V124H194V127H196V128H192L191 127V129H194L195 131L193 132L192 130H190V131H192L193 133H189V130L188 131H186V127L187 126H185L184 127V129L183 128H181V129H183L182 130V132L185 130V132H183V133H181L180 132V130L178 131V132H180L179 134H165V136H164V134H162L163 135V137H160V138H162L161 140H160V138H159V140L161 141L160 143H158L157 144V148L159 147V149H163L162 150V152L160 153L161 154V157L158 159L157 158V162L159 161V163L162 165L163 164V166H161V167H158V168H154V167H152L151 166V170L149 171V172H151L152 173V175H151V173H149L148 172V175L149 176H152L151 177V180L152 179H156V181H157V183H158V186L159 185H161V184H163L164 185V187L165 188H172V187H178V185H180V183L181 182H184V186H186V185H189V187H190V189L188 188V192H185L182 196H184V197H186V198H184V201H192V199H195V198H197V197H194V196H196V195H194L192 192V189L194 190V188L196 189H199V185H204V183L205 182H207V181H210V179H212V177H214V175L216 174V176H218L217 175V173L219 172V171H221L222 169H224V168H230V169H238V171L239 170H242L244 173H246V174H248V175H251V176H254V177H257L256 179H257V183H256V185H255V187L253 188V190H251V192H250V197L248 198V199H251V197L252 198H254V197H258V198H260V197H264V194H262V191L261 190H263V188L261 187V186H264V130H259V131H257V128L260 126V125H262L263 123H264V51H259V54H263L262 56L263 57H259V54L257 55L256 54V51H258V50H253V48H251V42L249 43L248 41H247V39H246V43H249L250 44V49H248L245 53H243L245 56H244V58L245 57H247L248 59L246 60H244V61H247V62H245V63H243V57L241 56L242 54H241V52H240V50H238L239 48L236 46V43L237 42H233V41H228L227 43H226V39ZM239 38V37H238ZM237 38V39H238ZM242 38H243V36H242ZM246 38V37H245ZM11 39V38H10ZM22 39V38H21ZM93 39V38H92ZM97 39V38H96ZM119 39H121V38H119ZM124 39V38H123ZM129 39V38H128ZM131 39V38H130ZM134 39V38H133ZM139 39V38H138ZM168 39V40H169ZM177 39V40H178ZM186 39V38H185ZM186 39V40H187ZM208 39L206 38V40L208 41ZM214 39V38H213ZM218 39V38H217ZM236 39V40H237ZM241 39V38H240ZM33 40V39H32ZM186 40H183V41H186ZM191 42H190V41ZM194 40H196V39H194ZM205 39L203 40V43L204 44H207V43H205V41H206ZM212 40V39H211ZM231 40V39H230ZM248 40H249V38H248ZM259 40V39H258ZM0 41H1V39H0ZM100 41V40H99ZM104 41V40H103ZM103 41H101V42H103ZM106 41V40H105ZM105 41H104V44H105ZM108 41V40H107ZM112 41L114 42V41H116V39L115 40H113L112 39ZM112 41H109V42H112ZM126 41V40H125ZM132 41V40H131ZM138 41H140V40H138ZM146 41V40H145ZM148 41V40H147ZM147 41H146V43H147ZM150 41V40H149ZM155 41V40H154ZM176 41V40H175ZM178 41H181V39H179ZM182 41V42H183ZM216 41V40H215ZM224 41V42H223ZM240 41V40H239ZM244 41V40H243ZM255 41V40H254ZM254 41L252 42V45H253V43H254ZM1 42H3V41H1ZM4 42H5V40H4ZM7 42H9V41H7ZM21 42V41H20ZM112 42V43H113ZM117 42V41H116ZM116 42L115 43H113V45L114 44H116ZM121 42H122V40H121ZM141 42V41H140ZM152 42V41H151ZM158 42V41H157ZM169 42V41H168ZM177 42V41H176ZM175 42V43H176ZM187 42V41H186ZM187 42V43H188ZM230 42V43H229ZM255 42H257V41H255ZM260 42V43H261ZM52 43V42H51ZM50 43V44H51ZM92 43V42H91ZM100 43V42H99ZM120 43V42H119ZM118 43V44H119ZM123 43V42H122ZM122 43H120V44H122ZM127 43V42H126ZM133 43H135V41L133 42ZM149 43V42H148ZM148 43L146 44L147 46H148ZM162 43V42H161ZM170 43V44H171ZM186 43V44H187ZM203 43H201V44H203ZM215 43V42H214ZM218 43V42H217ZM243 43V42H242ZM3 44V43H2ZM5 44V43H4ZM26 44H28V43H26ZM25 44V45H26ZM74 44V43H73ZM98 44V42L96 43V45ZM103 44V46L105 47L106 45H108V44H106V45H104ZM117 44V45H118ZM124 44V43H123ZM128 44V43H127ZM137 44V43H136ZM141 44H145L144 43V40H143V43L141 42ZM141 44H140V46H141ZM155 44V43H154ZM166 45H167V43H165ZM169 43H168V45L169 46H171ZM199 45H200V43H198ZM255 44V43H254ZM258 44V43H257ZM1 45V44H0ZM90 45V44H89ZM92 45H93V43H92ZM102 45V44H101ZM101 45H100V48H101ZM150 45H152V44H150ZM158 45V44H157ZM156 45V46H157ZM160 45H163V44H160ZM165 45V46H166ZM167 45V46H168ZM181 45H182V43H181ZM183 45L184 46H186L184 43H183ZM188 45V44H187ZM240 45H242L241 43H240ZM245 45V44H244ZM260 45V44H259ZM38 46V45H37ZM77 46V45H76ZM102 46V47H103ZM115 46V45H114ZM120 46V45H119ZM128 46V45H127ZM126 46V47H127ZM132 46V45H131ZM130 46V48L132 49V50H134L132 47ZM145 46V45H144ZM147 46H145L146 48H148ZM159 46V45H158ZM166 46V47H167ZM168 46V47H169ZM173 46V45H172ZM243 46V45H242ZM255 47H257L256 45H254ZM83 47V46H82ZM85 47V46H84ZM91 47V46H90ZM94 47H95V45H94ZM97 47H99V46H97ZM108 47H110V46H108ZM113 46L111 45V47L110 48H112ZM145 47H143V48H145ZM165 47V48H166ZM178 47V46H177ZM189 47V46H188ZM191 47L189 48V49H191ZM213 47V48H212ZM241 47V46H240ZM53 48V47H52ZM106 48H107V46H106ZM115 48V47H114ZM117 48H118V46H117ZM125 48V47H124ZM128 48V47H127ZM135 48V47H134ZM138 48H139V46H138ZM149 48H150V46H149ZM156 48H158V47H156ZM162 48V47H161ZM182 48H185V49H183V51L184 50H186L187 49V46L186 47H182ZM236 48H238V49H236ZM258 48V47H257ZM259 48H261V46L259 47ZM27 49H28V46H27ZM61 49H63V48H61ZM73 49V48H72ZM98 49V48H97ZM97 49H94L95 51L97 50ZM155 49V48H154ZM163 49H164V47H163ZM48 50V49H47ZM52 50V49H51ZM56 50V49H55ZM74 50V49H73ZM87 50V49H86ZM127 50V49H126ZM137 50H139V49H137ZM192 50H194V49H192ZM242 50H244L243 49V47H242ZM29 51V50H28ZM33 51V50H32ZM68 51V50H67ZM70 51V50H69ZM89 51V50H88ZM87 51V52H88ZM94 51V52H95ZM99 51V50H98ZM100 51H101V55H102V49H100ZM105 51H107L108 53H109V51H108V49L106 50L105 49ZM117 51H119V50H117ZM121 51V50H120ZM119 51V52H120ZM128 51V50H127ZM134 51H136V49L134 50ZM140 52H141V50H139ZM139 51H136L135 53L136 54H138L137 52H139ZM144 51H145V53L144 54H146L147 52H148V49H147V52H146V50L144 49ZM152 51H153V48H152ZM151 51V52H152ZM166 52H167V50H165ZM22 52V51H21ZM25 52V51H24ZM30 52H31V50H30ZM44 52V51H43ZM57 52V51H56ZM89 52H91V51H89ZM97 52V51H96ZM95 52V53H96ZM122 52H123V48H122ZM126 52V51H125ZM151 52H149V53H151ZM177 52V51H176ZM182 52V51H181ZM186 52H188L187 50H186ZM186 52L184 53L183 52V54L182 55H184V54H186ZM26 53H27V51H26ZM54 53V52H53ZM63 53V52H62ZM67 53V52H66ZM110 53H112V51L110 52ZM114 53V52H113ZM112 53V54H113ZM128 53V52H127ZM132 54L130 55V56H132V55H134V56H136L135 55V53L134 52H131ZM134 53V54H133ZM149 53H147V56H148V54ZM156 53V52H155ZM154 53V54H155ZM196 53V54H195ZM37 54V53H36ZM64 54V53H63ZM68 54H70V53H68ZM67 54V55H68ZM76 54V53H75ZM90 54V53H89ZM93 54V53H92ZM91 54V55H92ZM100 54H96V55H100ZM116 54H118V53H116V51H115V54H114V56L116 55ZM124 52H123V54H122V57H124V58H126L125 56H124ZM130 54V53H129ZM128 54V55H129ZM141 54H143V53H141ZM157 54H158V52H157ZM174 54V53H173ZM172 54V55H173ZM189 54V53H188ZM31 55H33V54H31ZM37 55H39V53L37 54ZM49 55V54H48ZM52 55V54H51ZM55 55V54H54ZM62 55V54H61ZM66 55V56H67ZM93 55H95V54H93ZM101 55H100V57H101ZM105 55V54H104ZM108 55V54H107ZM111 55V54H110ZM126 55V54H125ZM140 55V54H139ZM152 55H153V53H152ZM156 55V54H155ZM160 55V54H159ZM50 56V55H49ZM66 56H64L65 58H66ZM70 56H72V54L70 55ZM77 56V55H76ZM120 56H121V54H120ZM143 56H145V55H143ZM142 56V57H143ZM154 56V55H153ZM169 56H171V55H169ZM186 56V55H185ZM249 56V57H248ZM38 57H40V56H37V58ZM52 57H53V55H52ZM72 57H75V56H72ZM78 57H79V55H78ZM88 57V56H87ZM97 57V56H96ZM113 57V56H112ZM129 57V56H128ZM133 57V56H132ZM137 57V56H136ZM139 57H141V56H139ZM146 57V56H145ZM149 57L151 58L152 56H151V54H149ZM148 57V58H149ZM156 57H157V55H156ZM156 57H155V59H156ZM161 57V56H160ZM163 57V56H162ZM1 58V57H0ZM36 58V59H37ZM46 58V57H45ZM57 58V57H56ZM71 58V57H70ZM91 59L93 58L92 56L90 57ZM110 58V57H109ZM108 58V59H109ZM130 58V57H129ZM138 58V57H137ZM137 58H135V60L137 59ZM165 58H166V56H165ZM185 58V57H184ZM187 58V57H186ZM189 58V57H188ZM33 59V58H32ZM52 59V58H51ZM50 59V60H51ZM58 59H59V57H58ZM68 59V58H67ZM73 60H74V58H72ZM85 59V58H84ZM90 59V60H91ZM98 59V58H97ZM96 59V60H97ZM114 59H116V56H115V58ZM113 59V60H114ZM119 59H120V61H121V57H119ZM118 58L116 59V60H119ZM128 59V58H127ZM134 59V58H133ZM140 59L141 58H138L137 60L138 61H140ZM143 59H145V58H142V62H143ZM152 62L155 60L153 57H152ZM173 59L175 60V57H173ZM192 59V58H191ZM190 59V60H191ZM193 59H192V61H193ZM194 59V60H195ZM39 60V59H38ZM40 60H41V58H40ZM64 60V59H63ZM81 60V59H80ZM106 60V59H105ZM110 60H112L111 58H110ZM112 60V61H113ZM131 60V59H130ZM129 60V61H130ZM149 60V59H148ZM147 59H146V61H148ZM168 60H172V58L171 59H169V57H168ZM181 60V59H180ZM188 60V59H187ZM240 60L242 61V63L243 64H241L240 63ZM48 61V60H47ZM52 61V60H51ZM62 61V60H61ZM67 61V60H66ZM79 61V60H78ZM88 61V60H87ZM102 61H104V59L102 60ZM120 61H118V64L120 63V65H121V63H122V65H124V66H127V65H125V63L127 64L128 62H126V59H125V61L122 59V61H124V62H120ZM134 61V60H133ZM144 62L145 63V68L144 69H146V71H147V69H148V67L146 66V63L147 62ZM158 61V60H157ZM167 61V60H166ZM173 61V60H172ZM196 61V60H195ZM41 62V61H40ZM54 62V61H53ZM55 62H56V60H55ZM71 62V61H70ZM83 62V61H82ZM91 62V61H90ZM110 62V61H109ZM108 62V63H109ZM115 62V61H114ZM149 62H151V60L149 61ZM148 62V63H149ZM156 62V61H155ZM165 62V61H164ZM179 62V61H178ZM188 62H191V61H189L188 60ZM194 62V61H193ZM192 62V63H193ZM57 63V62H56ZM60 63V62H59ZM67 63H68V61H67ZM79 63V62H78ZM85 63H87V62H85ZM104 63V62H103ZM106 63V62H105ZM134 63V65L136 64L135 63V61L133 62ZM140 63V62H139ZM143 63V64H144ZM160 63V62H159ZM162 63H163V61H162ZM165 63H168V62H165ZM172 63V62H171ZM187 63V62H186ZM197 63V62H196ZM44 64V63H43ZM46 64H47V62H46ZM53 64V63H52ZM61 64V63H60ZM63 64H64V62H63ZM66 64V63H65ZM70 64H72V63H70ZM74 64H76V63H74ZM73 64V65H74ZM96 64V63H95ZM110 64V63H109ZM114 64V63H113ZM118 64L116 65V62H115V64L114 65H116L117 67H116V69L118 68ZM129 64H130V62H129ZM129 64H128V66H129ZM131 64H132V61H131ZM142 64V63H141ZM142 64V65H143ZM150 64V63H149ZM152 64V63H151ZM154 64V63H153ZM152 64V65H153ZM183 64V63H182ZM200 64V65H201ZM48 65V64H47ZM107 65V64H106ZM119 65V66H120ZM133 65V64H132ZM131 65V66H132ZM133 65V66H134ZM155 65H157V64H155ZM171 65V64H170ZM190 65V64H189ZM31 66V65H30ZM36 66V65H35ZM38 66V65H37ZM36 66V67H37ZM50 66V65H49ZM53 66V65H52ZM57 66H59V64L57 65ZM56 66V67H57ZM68 66V65H67ZM76 66V65H75ZM75 66H73V67H75ZM102 66V65H101ZM112 66V65H111ZM111 66H109V68L111 67ZM127 66V67H128ZM131 67V68H133L132 70L134 71L135 69H136V67L134 68V67ZM137 66V65H136ZM141 66V65H140ZM150 66V65H149ZM180 66V65H179ZM191 66H192V64H191ZM32 67H34V66H32ZM40 67V66H39ZM61 67V66H60ZM63 67V66H62ZM70 67V66H69ZM68 67V68H69ZM87 67V66H86ZM91 67V66H90ZM95 67V66H94ZM97 67V66H96ZM126 67V68H127ZM153 67V66H152ZM161 67H162V65H161ZM164 67V66H163ZM167 67H170L169 65L167 66ZM176 67V66H175ZM193 67V66H192ZM198 67V66H197ZM49 68V67H48ZM51 68V67H50ZM55 68V67H54ZM59 68V67H58ZM66 68V67H65ZM81 68V67H80ZM102 68V67H101ZM114 67H112L111 68V70L113 69ZM120 68H122V67H120ZM125 68V69H126ZM130 68V67H129ZM138 68V67H137ZM141 68V67H140ZM182 68V66L180 67V69ZM72 69V68H71ZM71 69H68V70H71ZM91 69V68H90ZM139 69V68H138ZM164 69V68H163ZM166 69V68H165ZM164 69V70H165ZM168 69V68H167ZM166 69V70H167ZM173 69V68H172ZM191 69V68H190ZM253 70L254 69V71L253 72H250V70ZM48 70H50V69H48ZM59 70V69H58ZM62 70V69H61ZM67 70V69H66ZM67 70V71H68ZM127 70H128V68H127ZM126 70V72H128ZM129 70H131V69H129ZM132 70H131V72H132ZM149 70V69H148ZM176 70V69H175ZM179 70V69H178ZM189 70V69H188ZM35 71V70H34ZM40 71V70H39ZM51 71H52V69H51ZM63 71V70H62ZM81 72H82V70H80ZM121 71V70H120ZM145 71V72H146ZM150 71V70H149ZM148 71V73H150ZM159 71H160V69H159ZM168 71H169V69H168ZM238 71H240V75L242 76V77H244V80H245V82L248 84V90H242V89H240V90H238V87L235 85V81H236V78H235V73L236 72H238ZM31 72V71H30ZM53 72V71H52ZM86 72V71H85ZM101 72H103V73H105L104 71H101ZM108 72V71H107ZM106 72V73H107ZM110 72V71H109ZM112 72H113V70H112ZM115 72V71H114ZM125 72V70L123 71V73ZM136 72H137V70H136ZM135 72V73H136ZM140 72H143L144 73V71H140ZM140 72H139V74H137V75H140ZM156 72V71H155ZM162 72V71H161ZM164 72H166V71H164ZM173 72V71H172ZM186 73H187V71H185ZM223 72H225V74H223L224 76L223 77H226L227 75V77L228 78H224V79H228V81H229V83H227V84H225V85H222V86H218L217 85V82L219 81L218 79H219V76L217 75L218 73L219 74H222ZM46 73H47V71H46ZM50 73V72H49ZM59 73L60 72H58V75H59ZM99 73V72H98ZM105 73V74H106ZM118 73V72H117ZM122 73V74H123ZM138 73V72H137ZM32 75H33V73H31ZM51 74V73H50ZM57 74V73H56ZM79 74V73H78ZM84 74V73H83ZM92 74V73H91ZM111 74V73H110ZM116 74V73H115ZM121 74V73H120ZM121 74V75H122ZM153 74H155V73H153L152 72V77H154L153 76ZM160 74V73H159ZM164 74V73H163ZM40 75V74H39ZM38 75V76H39ZM44 75V74H43ZM48 75V74H47ZM55 75V74H54ZM82 75V74H81ZM90 75V74H89ZM88 75V76H89ZM119 75V74H118ZM117 75V76H118ZM127 75V74H126ZM134 75V74H133ZM146 75H149V74H146ZM158 75V74H157ZM172 75V74H171ZM177 75V74H176ZM217 75V76H216ZM258 75V76H257ZM26 76V75H25ZM41 76H42V74H41ZM48 76H50V75H48ZM53 76V75H52ZM56 76V75H55ZM83 76V75H82ZM91 76V75H90ZM97 76V75H96ZM99 76L101 77V75L99 74ZM104 76V75H103ZM107 76V75H106ZM116 76V75H115ZM115 76H113V78H115ZM124 76V75H123ZM130 76V75H129ZM142 76V74L140 75V77ZM143 76H144V74H143ZM143 76H142V78H143ZM168 76H170V75H168ZM174 76V75H173ZM215 76L217 77L216 79H215ZM18 77V76H17ZM37 77V76H36ZM40 77V76H39ZM44 77V76H43ZM42 77V78H43ZM86 77V76H85ZM95 77V76H94ZM134 77V76H133ZM133 77H131V79L129 80V83H131V81H133V83H134V81H135V79L134 80H132L133 79ZM145 77V76H144ZM150 76H148V78H149ZM156 77V76H155ZM159 77V76H158ZM157 77V78H158ZM163 77V76H162ZM206 77V76H205ZM41 78V79H42ZM50 78V77H49ZM78 78V77H77ZM97 78H98V76H97ZM96 78V79H97ZM102 78H104V77H102ZM101 78V79H102ZM107 78V77H106ZM105 78V79H106ZM113 78H111V79H113ZM126 78V77H125ZM130 78V77H129ZM164 78V77H163ZM181 78V77H180ZM186 78V80H187V76L185 77ZM222 78V77H221ZM12 79H14L13 77H12ZM23 79V77L21 78V80ZM30 79V78H29ZM48 79V78H47ZM86 79V78H85ZM93 79V78H92ZM111 79H110V81H111ZM115 79H119V76H118V78H115ZM127 79H128V75H127ZM126 79V80H127ZM145 79H147V78H145ZM162 79V78H161ZM182 79V78H181ZM200 79V78H199ZM35 80H37V79H35ZM43 80V79H42ZM41 80V81H42ZM45 80H46V78H45ZM88 80H89V78H88ZM98 80V79H97ZM123 81V84L124 83H126V84H124V85H127L128 83V81ZM137 80V79H136ZM139 80V79H138ZM153 80H154V78H153ZM185 80V79H184ZM231 80H233L232 82H231ZM11 81V80H10ZM47 81H49V80H47ZM46 81V82H47ZM90 81V80H89ZM94 81H96V80H94ZM103 81L105 82V80L103 79ZM102 81V82H103ZM109 80H106V82L104 83L105 85H110V83H107ZM114 81H117V82H119L118 80H114ZM143 81V80H142ZM149 81V80H148ZM192 81V80H191ZM195 81V80H194ZM197 81H198V79H197ZM202 81V80H201ZM226 81V80H225ZM227 81V82H228ZM20 82H22V81H20ZM34 82V81H33ZM44 82V81H43ZM83 82V81H82ZM92 82V81H91ZM99 82V81H98ZM101 82V83H102ZM136 82V81H135ZM140 82V81H139ZM146 82H147V80H146ZM145 82V80H144V83H146ZM150 82V81H149ZM152 82V81H151ZM150 82V83H151ZM180 82V81H179ZM187 82V81H186ZM206 82V83H205ZM24 83V82H23ZM28 83V82H27ZM88 83V82H87ZM107 83V84H106ZM122 83V82H121ZM143 83V82H142ZM156 83V82H155ZM11 84H14V83H11ZM22 84V83H21ZM20 83H18L17 85H21ZM24 84H26V82L24 83ZM52 84H53V82H52ZM112 84V83H111ZM122 84V85H123ZM137 85H139V83L137 82L136 83ZM136 84H134V88H132L131 87V89H133V91H134V89L136 90L135 91V96H136V94H137V96H136V99H138L139 98V100H141V96L142 95H139V94H141V93H143V92H141V91H138V88L136 87L135 88V85ZM140 84H141V82H140ZM153 84V83H152ZM186 83H184V85H185ZM188 84V83H187ZM196 84V83H195ZM35 85V84H34ZM40 85V84H39ZM42 85V84H41ZM40 85V86H41ZM81 85V84H80ZM113 85V84H112ZM115 85V84H114ZM122 85H119V83L117 84V86H121L122 87ZM123 85V87H126V86H124ZM132 85V84H131ZM143 85H145V84H143ZM142 85V86H143ZM172 85H174V83L172 84ZM171 85V86H172ZM180 85V84H179ZM178 85V86H179ZM10 86V85H9ZM9 86H7V87H9ZM13 86V85H12ZM12 86H10V87H12ZM22 86V85H21ZM30 86V85H29ZM38 86V85H37ZM88 86V85H87ZM116 86V87H117ZM148 86H149V83H148ZM151 86V85H150ZM175 86H177V85H174V87ZM177 86V87H178ZM181 86V85H180ZM197 86H199L198 84H197ZM15 87V86H14ZM17 87V86H16ZM34 87H36V86H34ZM43 87V86H42ZM76 87V86H75ZM78 87V86H77ZM90 87V86H89ZM93 87V86H92ZM102 87V86H101ZM106 87V86H105ZM110 87V86H109ZM147 87V86H146ZM146 87H144V88H146ZM190 87H193V85L191 84L190 85ZM190 87H188V88H190ZM20 88V87H19ZM33 88V87H32ZM79 88V87H78ZM87 88V87H86ZM97 88V87H96ZM107 88H108V86H107ZM112 87H110V89H111ZM115 88V87H114ZM113 88V89H114ZM128 88V86L126 87V89ZM130 88V87H129ZM142 89V90H147V88L146 89ZM173 88V87H172ZM176 88V87H175ZM179 88V87H178ZM9 89V91H7V93L8 92H12L11 90H12V88H8ZM34 89V88H33ZM37 89V88H36ZM40 89H41V87H40ZM75 89V88H74ZM90 89H92V88H90ZM93 89H95V85H94V88ZM101 90H102V88H100ZM105 89V88H104ZM113 89H111V91H108V92H112V90ZM119 88H117V90H118ZM123 89V88H122ZM151 89V88H150ZM174 89V88H173ZM199 89V90H200ZM27 90V89H26ZM109 90V89H108ZM120 90V89H119ZM128 90V89H127ZM126 90V91H127ZM130 90V89H129ZM139 90H140V88H139ZM153 90V89H152ZM155 90V89H154ZM169 90H171V88H168V89H165V88H163L161 91L163 92H161V95L162 94H165L164 92H166L167 91V94L169 93L168 91ZM175 90V89H174ZM187 90V89H186ZM190 90H192V88L190 89ZM16 91V90H15ZM20 91V90H19ZM97 91V90H96ZM148 92L147 93H151V91H149V90H147ZM157 91V90H156ZM22 92V91H21ZM30 92V91H29ZM34 92V91H33ZM118 93H121L122 92V90H120V91H117ZM117 92H114L115 93V95L116 94H118ZM125 92V91H124ZM123 92V93H124ZM158 93L160 92V91H157ZM156 92V93H157ZM171 92H173V91H171ZM183 92V91H182ZM202 92V91H201ZM1 93H2V90H1ZM4 93V92H3ZM83 93V92H82ZM98 93H100V92H98ZM110 93H108V94H110ZM113 93V94H114ZM128 93V92H127ZM153 93H155L154 91H153ZM153 93H152V95H153ZM155 93V95H153V96H151V94H149L148 96H150V97H148V98H145L146 97V95L147 94H144L145 96L143 97L142 96V100L145 98V99H147V100H150V102H152V100H154V99H157V101H159L160 99H159V95L160 94H156ZM5 94V93H4ZM64 94V93H63ZM112 94V93H111ZM112 94V95H113ZM166 94V95H167ZM179 94V93H178ZM187 95L189 94V92L188 93H186ZM195 94V93H194ZM197 94V93H196ZM195 94V95H196ZM3 95V94H2ZM74 95V94H73ZM107 95V94H106ZM121 95V94H120ZM127 95V94H126ZM131 95H132V92H131ZM133 95H134V93H133ZM138 95H139V97H138ZM171 95V94H170ZM173 95H175V94H173ZM117 96V95H116ZM122 96V95H121ZM120 96V97H121ZM124 96V95H123ZM135 96L133 97V99L135 100ZM162 96H164V95H162ZM167 96H169V95H167ZM192 96L194 97V95L192 94ZM1 97V96H0ZM71 97V96H70ZM101 97H103V96H101ZM105 97V96H104ZM119 97V98H120ZM128 97V96H127ZM138 97V98H137ZM165 97V96H164ZM164 97H160L161 98V103H162V101H164V99H166V98H164ZM174 97V96H173ZM198 97H200V99L199 100H197L198 99ZM220 97H221V99H220ZM1 98H3L4 99V97L2 96ZM0 98V99H1ZM15 98V97H14ZM23 98V97H22ZM57 98V97H56ZM110 98V97H109ZM119 98H118V100H119ZM125 98V97H124ZM132 98V97H131ZM150 98V99H149ZM162 98H164L163 100H162ZM187 98V97H186ZM197 98V99H196ZM222 98H224L223 100H222ZM10 99V98H9ZM132 99V100H133ZM168 99H169V97H168ZM170 99H172V98H170ZM188 99V98H187ZM192 99V98H191ZM192 99V100H193ZM5 100V99H4ZM18 100V99H17ZM47 100V99H46ZM54 100V99H53ZM58 100V99H57ZM94 100H96V99H94ZM98 100V99H97ZM101 100H103V99H101ZM115 100V99H114ZM117 100V101H118ZM121 100H122V97H121ZM130 100V99H129ZM138 100V101H139ZM141 100V101H142ZM190 100V99H189ZM2 102H3V100H1ZM55 101V100H54ZM110 101H112V100H110ZM116 101V100H115ZM114 101V102H115ZM136 101V100H135ZM138 101H136V103L138 102ZM145 101V100H144ZM166 101V100H165ZM169 101V100H168ZM171 101V100H170ZM182 101V100H181ZM187 101V100H186ZM185 100L184 101H182V102H186ZM9 102V101H8ZM50 102V101H49ZM113 102V103H114ZM145 102H149V101H145ZM155 102V101H154ZM193 102V101H192ZM15 103V102H14ZM18 103V102H17ZM67 103V102H66ZM69 103H71V101L69 102ZM98 103V102H97ZM97 103H95V104H97ZM101 103V102H100ZM99 103V104H100ZM132 103H134V102H132ZM139 103V102H138ZM137 103V105L136 104H134V105H136V109H134V110H136V111H133V112H135V113H133V114H131V115H133V117L132 118H130L131 117V115H130V117H128L129 116V113H127V112H129L130 111V109L128 110V108H131V109H133V108H135V106L133 105V106H131L130 104H129V106H131V107H128L127 108V110H125V111H127L126 113L128 114V118H130V119H128V118H125L126 116L125 115H123V114H121L122 113V110H120V109H118V113H116V114H114L113 115V111H115V110H113V111H109L110 113L111 112H113V113H111V114H108V113H106V114H100V115H98V117H97V119L96 118H94V119H96V121H94L95 123V125L96 126H98L99 128H100V130H103V132H112V133H114V132H116V130L117 131H121V129H123L124 127H126L125 125H127L126 123H128L129 122V120H131V121H134L135 119H136V117H137V114H139V112H140V110H141V106L140 105H142V103L143 102H141V103H139L138 104ZM164 103V102H163ZM165 103H169V102H165ZM175 103H177V101L175 102ZM188 103H189V101H188ZM2 104V103H1ZM0 104V105H1ZM143 104H145V103H143ZM154 104V103H153ZM157 104V103H156ZM21 105V104H20ZM98 105V104H97ZM116 105V104H115ZM128 105V104H127ZM150 106H152V103H150L149 104ZM160 105V104H159ZM163 105H166V104H163ZM163 105H161V108L163 107H167V106H163ZM176 105V104H175ZM223 105H225L224 107H222ZM49 106V105H48ZM47 106V107H48ZM92 106V105H91ZM94 106V105H93ZM100 106H102L101 104H100ZM106 106H108L107 104H106ZM111 106V105H110ZM109 106V107H110ZM170 106H172L173 107V101H172V105H170ZM177 106V105H176ZM192 106H194L193 105V103H192ZM43 107V106H42ZM65 107V106H64ZM84 107V106H83ZM88 107V106H87ZM86 107V108H87ZM108 107V108H109ZM120 107V106H119ZM124 107H125V105H124ZM127 107V106H126ZM133 107V108H132ZM142 107H143V105H142ZM145 107V106H144ZM181 107V106H180ZM190 107V106H189ZM1 108V107H0ZM4 108V107H3ZM121 108V107H120ZM153 108H155V106L153 107ZM163 108H162V110H163ZM177 108V107H176ZM67 109V108H66ZM101 109H103V108H101ZM113 109H114V107H113ZM123 109V108H122ZM126 109V108H125ZM151 109V108H150ZM170 109H172V108H170ZM3 110V109H2ZM5 110V109H4ZM12 110V109H11ZM40 110H41V108H40ZM78 110V109H77ZM76 110V111H77ZM81 110V109H80ZM107 110V109H106ZM165 110V109H164ZM163 110V111H164ZM166 110H167V108H166ZM175 110V109H174ZM185 110V109H184ZM187 110H189V109H187ZM71 111V110H70ZM102 111V110H101ZM105 111V110H104ZM104 111H102V112H104ZM117 111V110H116ZM119 111H121V112H119ZM132 111H130L131 113H132ZM167 111H169V110H167ZM183 111V110H182ZM5 112V111H4ZM31 112V111H30ZM71 112H73V111H71ZM88 112V111H87ZM94 111L92 110V113H93ZM108 112V111H107ZM123 112H124V110H123ZM161 112V111H160ZM178 112H180V114H181V111H178ZM20 113V112H19ZM84 113V112H83ZM97 113V112H96ZM105 113V112H104ZM125 113V114H126ZM154 113V112H153ZM168 113V112H167ZM183 113V112H182ZM186 113H187V111H186ZM13 114V113H12ZM15 114V113H14ZM77 114V113H76ZM126 114V115H127ZM176 115H178L179 113H175ZM184 114V113H183ZM196 114V115H197ZM37 115V114H36ZM49 115H50V113H49ZM52 115V114H51ZM58 115V114H57ZM121 115V118L119 117ZM166 115V114H165ZM168 115H169V113H168ZM175 115V116H176ZM23 116V115H22ZM56 116V115H55ZM67 116V115H66ZM93 116H95L94 114H93ZM101 116V117H100ZM150 116H152V115H150ZM150 116H147L145 119H146V121L145 122H148V124H150L149 125V127L150 126H152V125H156V123H155V121H157V122H159L158 121V119L162 116H160V117H158V114H157V117L158 118H155V117H150ZM5 117V116H4ZM7 117V116H6ZM39 117V116H38ZM46 117H47V115H46ZM50 117V116H49ZM90 117V116H89ZM96 117V116H95ZM145 117V116H144ZM163 117V116H162ZM166 118H167V116H165ZM177 117V116H176ZM190 117V116H189ZM56 118V117H55ZM62 118V117H61ZM93 118V117H92ZM118 118H120V120L118 119ZM123 118H125V119H123ZM139 118H140V116H139ZM15 119V118H14ZM16 119H17V117H16ZM26 119V118H25ZM73 119V118H72ZM86 119V118H85ZM88 119H90V118H88ZM93 119V120H94ZM118 119V120H117ZM190 119V118H189ZM2 120V119H1ZM3 120H5V119H3ZM21 120V119H20ZM30 120V119H29ZM71 120V119H70ZM69 120V121H70ZM84 120V119H83ZM82 120V121H83ZM92 120V121H93ZM9 121H13V120H9ZM33 121H35V120H33ZM41 121V120H40ZM45 121V120H44ZM52 121V120H51ZM81 121V122H82ZM136 121V120H135ZM139 121V120H138ZM0 122H2L3 123V121H0ZM49 122V121H48ZM59 122V121H58ZM57 122V123H58ZM72 122H73V120H72ZM119 122V123H118ZM137 122V121H136ZM143 122V121H142ZM13 123L14 122H12V125H13ZM16 123V122H15ZM32 123V122H31ZM46 123V122H45ZM56 123V124H57ZM71 123V122H70ZM69 123V124H70ZM6 123H5V121H4V124H3V126L5 125ZM20 124H23V122H21ZM25 124V123H24ZM27 125H30L29 123H26ZM68 124V125H69ZM128 124H130V122L128 123ZM132 124V123H131ZM159 124H160V122H159ZM158 124V125H159ZM162 124V123H161ZM189 124V125H190ZM8 125H10V124H8ZM12 125L10 126V128L12 127ZM39 125V124H38ZM41 125V124H40ZM48 125V124H47ZM47 125H45L46 127H48ZM58 125V124H57ZM90 125V124H89ZM144 125V124H143ZM147 125V124H146ZM184 125V124H183ZM186 125V124H185ZM2 126V127H3ZM7 126V125H6ZM5 126V127H6ZM18 126H21V125H18ZM30 126H33V125H30ZM29 126V127H30ZM64 126V125H63ZM71 126H73V125H71ZM84 126V125H83ZM86 126V125H85ZM118 126H119V128L120 129H117L118 128ZM122 126H123V128H122ZM145 126V125H144ZM157 126V125H156ZM1 127V126H0ZM1 127V128H2ZM9 127V126H8ZM17 127V125L14 127V128H16ZM41 127V129H42V127L43 126H39V127H37V128H40ZM50 127V126H49ZM57 127V126H56ZM68 127V126H67ZM95 127V126H94ZM117 127V128H116ZM127 127H129V126H127ZM136 127V126H135ZM146 127V126H145ZM148 127V129H150V131H151V129H153V128H149ZM153 127V126H152ZM175 127V126H174ZM181 127V126H180ZM189 128H190V126H188ZM199 127V128H198ZM9 128V129H10ZM13 128V127H12ZM11 128V129H12ZM43 128H45V127H43ZM61 128H62V126H61ZM140 128H143L142 126H140ZM2 129H6V130H8L7 129V127L6 128H2ZM18 129V128H17ZM17 129H15V130H17ZM26 129V128H25ZM40 129V130H41ZM60 129V128H59ZM58 129V130H59ZM73 129H74V127L73 128H68V129H66L67 130V135H66V133L64 134V132H65V130H64V128H63V130H64V132L63 131H61V132H63V133H61L60 134V136H62L61 137V141H64V139H63V137H66V140H67V136H68V133H71V132H73ZM128 129V131H129V129H131V128H127ZM137 129V128H136ZM144 129V128H143ZM168 129V128H167ZM188 129V128H187ZM5 130V131H6ZM14 129H12V131H13ZM28 130H31V128L30 129H28ZM44 131H45V129H43ZM89 130V129H88ZM92 130H93V127H92ZM132 130H134V129H132ZM164 130V129H163ZM176 130H178L177 128H176ZM23 131H24V129H23ZM22 131V132H23ZM26 131H27V129H26ZM32 131V130H31ZM34 131V130H33ZM32 131V133L34 134V132ZM35 131H36V129H35ZM97 131V130H96ZM122 131H124V133L125 132H128V131H126V129L125 130H122ZM136 131V130H135ZM149 131V132H150ZM153 131H155V132H153L152 134L154 135L155 133H158L157 131H156V128H155V130H153ZM159 131V130H158ZM167 131V130H166ZM169 131V130H168ZM172 131V130H171ZM0 132H2V131H0ZM8 132V131H7ZM21 132V133H22ZM38 132H39V129H38ZM42 132V134H43V131H41ZM46 132V131H45ZM88 132V131H87ZM130 132V131H129ZM128 132V135L130 134ZM144 132V131H143ZM152 132V131H151ZM16 133V132H15ZM15 133H13V134H15ZM18 133H20V132H18ZM26 133H28V132H26ZM30 133V132H29ZM48 133V132H47ZM54 133V132H53ZM97 133H98V131H97ZM124 133H123V135H124ZM133 133H135V132H133ZM162 133H164V132H162ZM168 133V132H167ZM172 133V132H171ZM1 134V133H0ZM13 134H10V135H13ZM23 134V133H22ZM22 134H20V138L21 137H23L22 136ZM25 134V133H24ZM31 134V133H30ZM38 134V133H37ZM59 134V133H58ZM72 134V133H71ZM90 134V133H89ZM101 134V133H100ZM115 134V136H116V134H119V133H114ZM121 134V133H120ZM127 133H125V135H126ZM148 134V133H147ZM15 135H18L17 133L15 134ZM28 135V134H27ZM51 135H53V134H51ZM75 135V134H74ZM92 135V134H91ZM122 135V136H123ZM134 135V134H133ZM158 135V134H157ZM161 135V134H160ZM159 135V136H160ZM244 135H247V136H249V138L247 137V136H244ZM1 136V135H0ZM25 136V135H24ZM31 136V135H30ZM41 136H43V135H41ZM46 136V135H45ZM44 136V137H45ZM59 136V135H58ZM82 136V135H81ZM106 136V135H105ZM114 136V137H115ZM118 136V135H117ZM120 136V135H119ZM122 136L120 137V138H122ZM136 135H134V137H135ZM140 136V135H139ZM147 136V135H146ZM155 136V135H154ZM201 136V137H200ZM17 137H19V136H17ZM26 137V136H25ZM36 137H37V135H36ZM44 137H41V138H44ZM51 137V136H50ZM72 137V136H71ZM74 137V136H73ZM84 137H85V135H84ZM90 137H93V135L92 136H90ZM113 137V138H114ZM127 137V136H126ZM133 137V138H134ZM197 137H200V139H199V141H197V142H193V140L195 139V138H197ZM244 138V137H247L248 139H249V141L247 142V144L246 145H244L243 147H242V145H239L238 143H240L239 141L241 140L240 138ZM4 138H6V136L4 137ZM27 138V137H26ZM29 138V137H28ZM31 138H33L32 136H31ZM31 138H29L28 140H30ZM38 138V137H37ZM39 138H40V136H39ZM40 138V139H41ZM95 138V137H94ZM242 138V139H243ZM22 139V138H21ZM21 139H20V142H21ZM23 139H25L24 137H23ZM36 139V138H35ZM35 139H33L34 140V142H35ZM48 139V138H47ZM60 139V138H59ZM69 139V138H68ZM123 139V138H122ZM126 139V138H125ZM137 139H139V138H137ZM149 139V138H148ZM147 139V140H148ZM12 140H14V139H12L11 138V140L10 141H12ZM18 140V139H17ZM26 140V139H25ZM32 140V139H31ZM65 140V141H66ZM71 139H69L68 141H70ZM80 140V139H79ZM90 140V139H89ZM106 140V139H105ZM142 140V139H141ZM146 140V141H147ZM151 140V139H150ZM6 141V140H5ZM118 141H121V140H117V143H119V145H121L120 143L121 142H118ZM123 141H124V139H123ZM137 141V140H136ZM144 141V140H143ZM153 141V140H152ZM155 141L156 142H159V141H157L156 140V138H155ZM244 141V140H243ZM243 141H242V143H243ZM15 142H16V140H15ZM23 142V144H24V142H26V141H22ZM28 142V141H27ZM31 143H32V141H30ZM29 142V143H30ZM45 142V145L46 144H49V146H50V149H51V144H53V142L51 143H48L49 141H44ZM58 142V141H57ZM67 142V141H66ZM71 143H74V140L73 141H70ZM132 142V141H131ZM28 143V146L26 147V148H28V147H30V145H33V144H29ZM62 143V142H61ZM65 143V142H64ZM123 143V142H122ZM130 143V142H129ZM134 143V142H133ZM139 143V142H138ZM12 144V143H11ZM11 144H9V145H11ZM15 144H17V143H15ZM60 144V143H59ZM63 144V143H62ZM75 144H76V142H75ZM75 144H72L73 146L75 145ZM90 144V143H89ZM116 144V143H115ZM145 144V143H144ZM149 144V143H148ZM12 145H14V144H12ZM57 145V144H56ZM66 145H70L71 147H72V145L71 144H67L66 143ZM119 145H118V147H119ZM131 145H132V143H131ZM154 145V144H153ZM152 144H151V146H153ZM20 146V145H19ZM25 146H26V144H25ZM24 146V147H25ZM34 146V145H33ZM60 146V145H59ZM58 146V147H59ZM114 146V145H113ZM121 146H123V145H121ZM132 146H134V145H132ZM141 146V145H140ZM10 147V146H9ZM35 147V146H34ZM33 147V148H34ZM69 147V146H68ZM70 147V148H71ZM83 146H76L75 147V149H73L72 150V152L71 153H75V152H79L80 150H81V148H82ZM139 147V146H138ZM154 148L156 147V146H153ZM15 148L16 147H14V151H15ZM32 148V149H33ZM61 148V147H60ZM66 148V147H65ZM73 148V147H72ZM90 148H91V146H90ZM98 148V147H97ZM137 147H135V149H136ZM151 148V147H150ZM154 148H153V152H151V153H154ZM10 149H11V152H13L12 150H13V148H11L10 147ZM17 149H19L20 150V148L18 147ZM16 149V150H17ZM30 149V148H29ZM29 149H28V151H29ZM42 149V148H41ZM68 149V148H67ZM92 149V148H91ZM94 149V148H93ZM105 149V148H104ZM107 149V148H106ZM124 150H125V148H123ZM148 149V148H147ZM159 149H157L158 151H156V152H159ZM5 150H7V152L9 151L8 149H5ZM5 150H4V152H5ZM23 150V149H22ZM26 150V149H25ZM101 150V149H100ZM122 150V149H121ZM124 150H123V152H124ZM128 150V149H127ZM142 150V149H141ZM145 150V149H144ZM143 150V151H144ZM149 150H151V149H149ZM34 153H35V149H33L32 150ZM31 151V153H33ZM135 151V150H134ZM133 151V152H134ZM138 151V150H137ZM16 152H18V150L16 151ZM16 152H15V154H16ZM24 152V151H23ZM27 152V151H26ZM40 151H38V153H35V154H37V157L36 156H33V157H36L37 159H41V158H45V157H47L48 158V156L50 157V155L51 156H53V149H51V152L49 153V154H46V155H44V156H40V155H42V154H40L39 153ZM104 152V151H103ZM119 152H121V151H119ZM122 152V154L124 155L125 153H123ZM132 152V153H133ZM146 152V151H145ZM14 153V152H13ZM29 153H30V151H29ZM30 153V154H31ZM61 153V152H60ZM70 153V154H71ZM140 153V155L142 156L143 154H147V153H149L148 152V150H147V153H143L142 152V154H141V152H135L134 154L136 155V154H139ZM12 154V153H11ZM17 154H19V153H17ZM29 154V155H30ZM57 154H58V152H57ZM63 154H65V153H63ZM62 154V155H63ZM118 154V153H117ZM116 154V155H117ZM130 154V153H129ZM155 154H159V153H155ZM155 154L153 155V154H150L149 153V155H151L150 156V158L149 157H147V159H149V161L151 160V157L152 158H156V156H155ZM5 155V154H4ZM13 155V154H12ZM22 155V154H21ZM25 155V154H24ZM24 155L21 157V158H24ZM27 155H28V153H27ZM66 155H68V154H65V157H62V161H64V160H66L68 157L66 156ZM94 155V154H93ZM122 155V156H123ZM132 155V154H131ZM134 155V158H135V160H136V158H138V160H139V157H140V155L139 156H135ZM15 156V155H14ZM13 156V157H14ZM17 156V155H16ZM16 156H15V158H16ZM71 156V155H70ZM74 155L72 154V157H73ZM94 156H96V155H94ZM119 156V155H118ZM121 156V157H122ZM154 156V157H153ZM5 157H7V156H5ZM4 157V158H5ZM86 157V156H85ZM91 157V156H90ZM143 157V156H142ZM251 157V158H250ZM11 158V157H10ZM51 158V157H50ZM49 158V159H50ZM119 158V157H118ZM131 158V157H130ZM130 158H128V159H130ZM132 158H133V156H132ZM144 158H145V155H144V157H143V160H144ZM26 159H27V157H26ZM30 159L31 160H33L32 159V157H30ZM48 159V160H49ZM55 160L51 163V165L49 166V168H45V169H39V170H36V169H34V170H32L31 168L34 166V165H37V164H27V165H19L18 163H16L17 165H19V167L18 168H20L18 171H9V168L8 167H13V166H16L17 167V165L16 164H13V163H10L9 164V166L7 167L8 168V170H6V171H3V168L0 170V258H1V260H5V263L4 264H37L36 262H34V260L35 259H38V258H40L39 256H37L38 258H36V254H35V256L34 255H31V254H29V252L31 251V249H33V247L34 246H38V248L40 247L39 246V244L41 243V242H43L45 239L44 238H47L46 237V235L48 234V232L50 231L49 230V221L51 220V218L55 215V214H59V213H62V214H66V213H68V215L69 214H71L73 217V219L72 220H76L77 218H80V217H78V215H80L81 214V219L79 220V219H77L76 220V222H75V225L74 226H72L73 228H72V232L75 234H72V237L74 238V236H75V240L74 241H71V242H73L74 244H73V247L75 246V247H79L80 248V245L82 244V243H84V242H80V241H84V238H87L91 233H93V231H94V228H96V227H94V217H95V213H94V211H95V207H98V206H96L97 205V200H96V193L95 192H97V191H95V190H97V189H95V190H88L87 191V193H86V188H84V189H77V194L74 196V197H72V195H70V197H69V195H67V192H68V190L70 189V188H74V189H76L75 187H76V185H72L71 183H70V181L68 182H65L66 180H67V178L65 177V170H63V169H61V165H62V167L64 166V163L63 162H61V161H57L56 159L57 158H54ZM59 159V158H58ZM72 159V158H71ZM123 159V158H122ZM141 157H140V161H141ZM1 160V159H0ZM74 160H75V158H74ZM114 160H115V158H114ZM135 160H133L134 162H135ZM137 160V162H139ZM146 160V159H145ZM153 160V162H155L154 161V159H152ZM152 160L150 161V163L152 162ZM161 160H164L165 162L163 163V161H161ZM4 161V160H3ZM17 161H19L18 159H17ZM17 161H15V162H17ZM84 161V160H83ZM113 161V160H112ZM148 160H146V162H147ZM148 161V162H149ZM1 162V161H0ZM23 162H25L26 163V161H25V159H24V161ZM27 162H29V161H27ZM43 162H45V163H43ZM42 162V164H41V167H44L45 165H46V161H43ZM71 161H69V163H70ZM97 162V161H96ZM102 162H103V160H102ZM110 162H111V160H110ZM133 162V163H134ZM144 162V161H143ZM145 162V163H146ZM39 163V162H38ZM68 163V162H67ZM79 163H81V162H78V161H74V163H72L71 164V166H76V167H78L79 166ZM104 163V162H103ZM112 163V162H111ZM125 163H126V161H125ZM129 163H132V161L131 162H129L128 161V163L127 164H129ZM132 163V164H133ZM144 163V164H145ZM156 163V162H155ZM154 163V164H155ZM20 164H22V163H20ZM49 164V163H48ZM82 164V163H81ZM108 164V163H107ZM106 164V165H107ZM131 164V165H132ZM151 164H153V163H151ZM151 164H148V163H146L145 164V166H144V168L145 169H147V167H148V165H151ZM158 164V163H157ZM156 165V164H155ZM31 166V167H30ZM88 166H89V164H88ZM91 166V165H90ZM138 166H140L141 167V165H138ZM142 166H143V164H142ZM36 167V166H35ZM84 167V166H83ZM119 167V166H118ZM117 167V168H118ZM130 167V166H129ZM156 167H157V165H156ZM18 168H15V170H17ZM71 168V167H70ZM73 168V167H72ZM81 168V167H80ZM79 168V169H80ZM86 168V167H85ZM105 168V167H104ZM116 167H115V170L117 169ZM134 168V167H133ZM144 168L142 169L143 171H144ZM148 168H150V166L148 167ZM159 168H161V169H159ZM6 169V168H5ZM22 169V170H21ZM76 168L74 167V170H75ZM78 169V168H77ZM76 169V170H77ZM100 169V168H99ZM111 169H112V166H111ZM111 169H109V170H111ZM119 169H122V168H118L117 170H119ZM126 169V168H125ZM130 169H131V167H130ZM135 169H139V168H135ZM140 169V170H141ZM66 170H68V169H66ZM73 170V171H74ZM75 170V171H76ZM83 170V169H82ZM104 170V169H103ZM109 170H108V172H109ZM114 170V169H113ZM113 170L112 171H110L109 172V175H111V174H114V175H112V177L113 176H115L116 174H115V172L117 171H115L114 173H113ZM127 170H129V168H127L125 171H127ZM133 170V169H132ZM138 171L139 172V174L141 173V172H143V171ZM149 169H147L146 171H148ZM37 171H43V172H37ZM69 171V170H68ZM72 171V170H71ZM71 171H69L68 173H71ZM74 171V172H75ZM81 171V170H80ZM85 171V170H84ZM88 171V170H87ZM121 171V170H120ZM133 171H135L136 172V170H133ZM224 171H226V170H224ZM228 171V170H227ZM94 172V171H93ZM92 172V173H93ZM108 172L105 174L106 176H107V174H108ZM122 172H124V171H122ZM128 172V171H127ZM129 172H131L132 173V171H129ZM145 172V171H144ZM233 172V171H232ZM67 173V174H68ZM73 173V172H72ZM76 173V172H75ZM91 173V174H92ZM99 173V172H98ZM117 173V172H116ZM222 173V172H221ZM77 174H79V173H77ZM94 174V173H93ZM97 174V173H96ZM103 174V173H102ZM130 174V173H129ZM133 174H135V176H136V174H138L137 172L136 173H134L133 172ZM240 174V173H239ZM87 175V174H86ZM100 175V174H99ZM104 175V176H105ZM108 175V176H109ZM120 175V174H119ZM141 175H143V174H141ZM221 175V174H220ZM244 175V174H243ZM67 176H69V174L67 175ZM103 176V175H102ZM102 176H100V179L102 178ZM103 176V177H104ZM107 176V177H108ZM116 176H118V173H117V175ZM123 175L121 174L120 175V177H122ZM127 176V174L125 173V176H124V178ZM131 176V175H130ZM135 176H133V177H135ZM144 176L145 177H147V179L149 178V176H146V174L144 173ZM142 177V176H138L139 177V179L140 180H142L141 179V177L143 178V180H144V178L145 177ZM215 176V177H216ZM88 177V176H87ZM107 177H104L105 179L107 178ZM119 176L117 177V179L120 181V183H121V180H123V177H122V179L120 178ZM154 177V178H153ZM65 178V179H64ZM71 177H69V179H70ZM72 178H74V175H73V177ZM86 178V177H85ZM85 178H83V180L85 179ZM98 179H99V176L97 177ZM96 178V179H97ZM104 178H102V179H104ZM108 178H110V176L108 177ZM127 178H129V177H127ZM126 178V179H127ZM137 177H135L134 179H136ZM68 179V180H69ZM79 179H80V177H79ZM88 179H89V177H88ZM91 179H93V178H91ZM90 179V180H91ZM111 179V181H112V179L113 178H110ZM115 179V181L116 182H118L117 181V179H116V177L114 178ZM121 179V180H120ZM139 179H137V181H134V183L136 182V183H139ZM63 180H65L64 181V183H63ZM81 180V179H80ZM128 180V179H127ZM127 180H125V181H127ZM132 180V179H131ZM139 180V181H138ZM142 180V181H143ZM146 180V179H145ZM149 180V182L148 183H150V179H148ZM148 180H146V181H148ZM72 181V180H71ZM79 181V180H78ZM103 181H105V180H103ZM102 180H101V182L102 183H104ZM109 181V180H108ZM114 181V180H113ZM112 181V182H113ZM114 181V182H115ZM141 181V184H143V182ZM146 181H144V182H146ZM156 181L154 182V184L155 185H153V186H156ZM222 181V180H221ZM85 182L87 183V178H86V180H85ZM88 182H89V180H88ZM100 182V183H101ZM112 182H111V184H112ZM113 182V183H114ZM78 184L76 181L73 183V184ZM86 183H80V181H79V185L80 184H86ZM90 183V182H89ZM106 183H109V185H110V182H106ZM119 183V182H118ZM123 183V182H122ZM127 183H129V182H127ZM147 183V184H148ZM152 183V182H151ZM151 183H150V185H151ZM217 183V182H216ZM58 184H62L61 185V187L63 186V185H65L64 186V189L63 190H61V191H63L55 200H52V201H49V202H47V198L48 197H50V195H49V191L51 192V194L57 189V185ZM88 184V183H87ZM153 184V183H152ZM104 185L106 186V184H103V187H104ZM114 185V184H113ZM120 185V184H119ZM136 186H137V184H135ZM135 185H133V186H135ZM145 185V184H144ZM208 185V184H207ZM207 185H206V183H205V186H203V187H205V188H207ZM217 185V184H216ZM75 186V187H74ZM83 187H84V185H82ZM82 186H80V187H82ZM87 186V185H86ZM90 186V185H89ZM97 186H98V184H97ZM133 186H132V188H133ZM143 185H140V183L138 184V186H137V189L136 188H133V189H135V191L136 190H138V191H141V190H139V189H143L144 188V186L142 187ZM148 186H149V184H148ZM149 187V188H155V189H159L158 187L156 188V187ZM182 184H181V187L179 186L178 188L180 189V188H182ZM183 186V187H184ZM199 186V187H198ZM201 186V187H202ZM77 187H78V185H77ZM94 187H96V186H94ZM110 187H111V185H110ZM119 187V186H118ZM141 187V188H140ZM160 187V186H159ZM163 187V186H162ZM60 188V186L58 187V189ZM79 188V187H78ZM105 188V187H104ZM103 188V189H104ZM107 188H109V187H107ZM148 188V187H147ZM147 188H146V186H145V190L144 191H148L147 190ZM161 188V187H160ZM102 189V188H101ZM100 189V190H101ZM176 189V188H175ZM183 189V188H182ZM187 188H185V190H186ZM72 190V189H71ZM71 190H69L70 192H72L73 194L75 193V191H71ZM99 190V189H98ZM104 190H106V189H104ZM103 190V191H104ZM143 190L141 191L142 193H143ZM149 190H151V189H149ZM153 190V189H152ZM151 190V191H152ZM178 189H176V191H177ZM184 190V189H183ZM201 190V189H200ZM94 191V192H93ZM133 191V190H132ZM131 191V192H132ZM138 191H136V194L137 193H139ZM154 191V190H153ZM148 192V194L147 195H149L150 197H151V193H152V195L154 194V192ZM156 191V190H155ZM199 191V190H198ZM197 191V193L199 194V192ZM203 191V190H202ZM205 191V190H204ZM70 192H68V193H70ZM108 192V191H107ZM264 192V191H263ZM99 193V192H98ZM134 193V192H133ZM194 193H196L195 192V190H194ZM196 193V194H197ZM200 193H201V191H200ZM135 194V193H134ZM135 194V195H136ZM204 194L205 193H202L201 194V198H202V196H204ZM97 195H99V194H97ZM138 196H139V194H137ZM141 195V194H140ZM143 195V194H142ZM168 195V194H167ZM193 195V196H192ZM200 195V194H199ZM198 195V196H199ZM100 196V195H99ZM138 196H137V198H138ZM155 196V195H154ZM182 196L180 197V198H182ZM145 197H147V196H145ZM223 199H226V198H231V199H229V200H231V202H232V200L233 199H236V200H238L239 199V197H240V193H235V192H231V193H227V194H224L223 196ZM70 198V199H69ZM101 198V197H100ZM125 198V197H124ZM139 198H143V197H139ZM138 198V199H139ZM149 198V197H148ZM151 198H153V197H151ZM168 198V197H167ZM201 198H199V199H201ZM53 199V198H52ZM136 199V198H135ZM145 199V198H144ZM183 199V198H182ZM199 199H196V200H199ZM216 199V198H215ZM218 199V198H217ZM256 199V198H255ZM148 200H151L150 198L148 199ZM147 200V201H148ZM153 200V199H152ZM252 200V199H251ZM254 200V199H253ZM252 200V201H253ZM98 201H99V199H98ZM143 201V200H142ZM147 201H146V205H145V209H144V204H142L143 206H141L139 203H138V205H136L137 207H136V209H132L133 210V212L130 214L129 213V215L127 216L126 215V217H124L123 218V220L125 219V220H127L128 219V221L126 222L125 221V225H127L128 223L129 224H131V223H133V222H135V220L138 218V215L141 213H143V212H139V211H141L142 209V207H143V209L144 210H146V206L148 205V203H147ZM183 202V200H179V198H178V201L177 202ZM193 201H195V200H193ZM193 201H192V203H193ZM217 201V200H216ZM256 201V200H255ZM259 201H261V202H263L264 201V199H263V201L261 200V199H259L258 200V203H257V201H256V203L257 204H260L259 203ZM144 202V201H143ZM142 202V203H143ZM149 202V201H148ZM176 202V203H177ZM105 203V202H104ZM184 203H186V202H184ZM42 204H47L48 206H47V209L45 210V211H42V208H41V206H42ZM124 203H120V204H118L117 205V218L119 219L120 217H123V215L124 214H122V212H123V209H124V205H123ZM177 204H179V203H177ZM182 204V203H181ZM188 204H189V202H188ZM187 204V208L185 207V205L184 204H182V205H184V213H187L186 212V209H189V205ZM190 204H191V202H190ZM215 204H217L216 202H215ZM262 204H264V202L263 203H261V205ZM149 206V205H148ZM214 206V205H213ZM92 207V208H91ZM95 209H94V208ZM179 206H177V208H178ZM212 207V206H211ZM211 207H209V208H211ZM215 207H217V205L215 206ZM263 207H264V205H263ZM101 208V207H100ZM99 208V209H100ZM213 208V207H212ZM98 209V208H97ZM96 209V210H97ZM179 209V208H178ZM182 209V208H181ZM215 209V208H214ZM143 210V211H144ZM180 211V210H179ZM188 211V210H187ZM80 212V213H79ZM99 212V211H98ZM97 212V213H98ZM125 212V211H124ZM181 212V211H180ZM46 213V214H45ZM103 213V212H102ZM182 213H183V211H182ZM43 215H44V217H43ZM219 215V214H218ZM133 216V217H132ZM187 216V215H186ZM65 217V216H64ZM63 217V218H64ZM70 217V216H69ZM97 217V216H96ZM102 217H104V216H102ZM168 217V216H167ZM43 218V219H42ZM212 218V217H211ZM211 218H208V219H211ZM68 219V218H67ZM70 220H71V218H69ZM68 219V221H70ZM204 219V218H203ZM208 219H207V221H208ZM213 219V218H212ZM96 220H97V218H96ZM103 220H104V218H103ZM102 220V221H103ZM107 220V219H106ZM214 220V219H213ZM67 221V223H69ZM99 221V220H98ZM204 221V220H203ZM212 221V220H211ZM218 221V220H217ZM223 221V220H222ZM221 221V222H222ZM65 222V221H64ZM100 222V221H99ZM219 222V221H218ZM221 222H219V223H221ZM250 222V221H249ZM247 222L246 223V225L249 227V225H250V223H252V222ZM66 222H65V224H66V226H68V224H67ZM102 223V222H101ZM105 223H106V221H105ZM112 223V222H111ZM127 223V224H126ZM201 223H203V224H205V225H207L206 224V221H205V223L204 222H201ZM201 223L199 224V226H204V225H201ZM208 223V225L210 224L209 222H207ZM213 223H215V222H213ZM217 224V226L218 225H220V224ZM71 224V223H70ZM98 223H96L95 225H97ZM124 224L122 225V226H124ZM128 224V225H129ZM164 224V223H163ZM189 224V223H188ZM253 224V223H252ZM99 226H102V225H104V223L101 225V224H98ZM98 225H97V227H98ZM66 226H63V227H66ZM166 226V225H165ZM185 226V225H184ZM194 226V225H193ZM195 226H197V224L195 225ZM194 226V227H195ZM198 226V227H199ZM221 226H222V228L221 229H217L219 232H220V230H223V232H225L226 234H227V236L230 238V239H232V240H235L234 239V237H238V239H239V237L241 236V238H244V235L245 234H243L242 235V232H241V234H237V235H239V236H237L236 234H233L234 232V230L232 231V232H229V231H231V226H229L228 225V222H226L225 221V225H224V223H222L221 224ZM253 226V225H252ZM252 226H250V227H252ZM69 227V226H68ZM105 227V226H104ZM110 227V226H109ZM179 227V226H178ZM191 228H192V226H190ZM207 228V226H204L203 228ZM213 227V226H212ZM212 227H210V228H212ZM214 227H216V226H214ZM220 227V226H219ZM254 227V226H253ZM252 227V228H253ZM55 228H57V226H55ZM61 228V227H60ZM102 228V227H101ZM160 228V227H159ZM162 228V227H161ZM173 228V227H172ZM177 228V227H176ZM187 228V227H186ZM201 228V227H200ZM200 228H198L199 230H200ZM203 228H201V229H203ZM251 228V229H252ZM70 230H71V228H69ZM68 229V230H69ZM98 229L101 231V232H99L98 230H97V232H99V233H102L103 231V229H100V227H98ZM208 229V228H207ZM249 229V228H248ZM248 229H247V231H248ZM250 229V230H251ZM254 229V228H253ZM96 230V229H95ZM106 230H107V228H106ZM111 230H113V229H111ZM174 230H175V228H174ZM187 230V229H186ZM189 230V229H188ZM187 230V231H188ZM191 230V229H190ZM198 230V231H199ZM211 230V229H210ZM214 230H216V229H214ZM169 231H171V230H169ZM196 232H197V230H195ZM207 231H209V230H207ZM213 231V230H212ZM115 232V231H114ZM214 232V231H213ZM89 233V234H88ZM103 233H105V231L103 232ZM103 233H102V236H103ZM210 233H211V231H210ZM209 233V234H210ZM222 232H220V233H218V234H221ZM235 233H236V231H235ZM246 233V232H245ZM51 234V233H50ZM61 234V233H60ZM95 234V233H94ZM107 234V233H106ZM111 234V233H110ZM208 234V235H209ZM224 234V233H223ZM223 234L221 235L222 237H224L223 236ZM248 234V233H247ZM246 234V235H247ZM74 235V236H73ZM91 235H93V234H91ZM96 235H97V233H96ZM207 235V234H206ZM207 235V236H208ZM212 235V234H211ZM98 236H101V234L99 235L98 234ZM105 236V235H104ZM195 236V235H194ZM221 236H220V238H221ZM91 237V236H90ZM92 237H94V236H92ZM193 237V236H192ZM204 238H202V239H205V237L206 236H203ZM215 237H216V235H215ZM214 237V238H215ZM98 238V237H97ZM102 238V237H101ZM196 238V237H195ZM198 238H200V237H198ZM213 238V239H214ZM218 238H219V236H218ZM217 238V239H218ZM240 238V240L239 241H242L241 243H244L243 241L245 240V241H247L246 239H244V240H242ZM247 238V237H246ZM88 239V238H87ZM99 239V238H98ZM144 239V238H143ZM201 239V241H203ZM221 239H224L225 240V237L224 238H221ZM227 239V238H226ZM97 240V239H96ZM104 240V239H103ZM111 240V238L110 237H107L106 239H105V241H101L102 242V244L98 247V248H96V249H103V248H106V247H109V246H111V245H113L114 244V246L115 245H117L116 244V242L117 241H115V243L113 242L112 244H110V241ZM153 240H155V239H153ZM209 240V239H208ZM227 240H229V239H227ZM88 241V240H87ZM93 241V240H92ZM125 241H127V239L125 240ZM221 240H219V242H220ZM223 241V240H222ZM221 241V243H222V247L225 245V244H223L224 243V241L222 242ZM97 242V241H96ZM122 242H124V241H122ZM128 242V241H127ZM191 242V241H190ZM204 242V241H203ZM202 242V243H203ZM214 241H212V243H213ZM228 242V241H227ZM227 242H226V244H227ZM248 242V241H247ZM119 243H121V242H119ZM124 243H126V242H124ZM124 243H121L120 244V246L123 244L124 246L125 245H127V246H125V247H128V245H129V242H128V244H124ZM142 243V242H141ZM140 243V245H143V243L141 244ZM158 243V242H157ZM192 243V242H191ZM204 243H206V242H204ZM209 243H211V241L209 242ZM215 243H217V242H215ZM215 243H213L212 245H214ZM93 244V243H92ZM144 244H146V243H144ZM163 244H164V242H163ZM163 244H161L162 246H164ZM166 244V243H165ZM180 244V243H179ZM178 244V245H179ZM196 244H198V243H196ZM208 244V243H207ZM229 244V243H228ZM42 245V244H41ZM83 245V244H82ZM139 245V246H140ZM152 245H154V244H152ZM158 245V244H157ZM176 245V244H175ZM175 245H172V246H174L175 247ZM184 245H186V244H184ZM190 245V244H189ZM217 245H218V243H217ZM220 245V244H219ZM218 245V246H219ZM235 245V244H234ZM249 245H250V243H249ZM251 245H252V243H251ZM250 245V246H251ZM102 246H103V248H102ZM119 246V245H118ZM139 246H137L138 248H139ZM149 246H151L150 244H149ZM159 246V245H158ZM168 246V245H167ZM188 246V245H187ZM201 246V245H200ZM205 245L203 244V246H202V248L204 247ZM208 246V245H207ZM216 246V245H215ZM214 246V247H215ZM233 246V245H232ZM242 246V245H241ZM253 246H255V245H253ZM85 247V246H84ZM101 247V248H100ZM112 247V246H111ZM111 247H109V248H111ZM123 247V246H122ZM152 247V246H151ZM154 248H155V246H153ZM160 247V246H159ZM184 247H186V246H183V248ZM191 247V246H190ZM211 247V244H210V246H209V248ZM213 247V246H212ZM225 247V246H224ZM228 247V246H227ZM240 247V246H239ZM252 247V246H251ZM37 248V247H36ZM114 248V247H113ZM112 248V249H113ZM124 248V247H123ZM140 248H141V246H140ZM145 248V247H144ZM158 247H156V249H157ZM180 249L182 248V246H180L179 247ZM192 248V247H191ZM200 248V247H199ZM217 248V247H216ZM216 248H213V250L214 249H216ZM219 248V247H218ZM217 248V250L219 251L220 249H218ZM221 248V247H220ZM237 249H238V246L236 247ZM74 249V248H73ZM117 249H121L120 247L119 248H117ZM116 249V251H118ZM186 249V248H185ZM190 249V248H189ZM224 249V248H223ZM222 249V250H223ZM229 249V248H228ZM236 249V250H237ZM240 249V248H239ZM251 249V248H250ZM253 249H255L254 247H253ZM76 251H77V249H75ZM85 250V249H84ZM89 250V249H88ZM114 250V249H113ZM188 249H186V251H187ZM193 250V249H192ZM194 250H196V249H194ZM201 250V249H200ZM204 250V249H203ZM207 250H208V248H207ZM213 250H211L210 249V251H213ZM217 250H216V254L218 255V253H217ZM222 250H220V251H222ZM232 250V249H231ZM234 250V249H233ZM235 250V253L237 252ZM257 250V249H256ZM83 251V250H82ZM86 251V250H85ZM183 251V250H182ZM191 251V250H190ZM209 251V250H208ZM219 251V254L221 253ZM229 251V250H228ZM228 251L226 252V250H224V251H222V253H228ZM254 251V250H253ZM38 252V251H37ZM102 252V251H101ZM104 252H106L105 250H104ZM110 252H111V250H110ZM142 252H144V255H145V251L144 250H142ZM147 252V251H146ZM158 252V251H157ZM188 252V251H187ZM194 252V251H193ZM214 253H215V251H213ZM231 252H234V251H229V253H231ZM238 252H239V250H238ZM259 252H261L260 250H259ZM258 252V253H259ZM33 253V252H32ZM36 253V252H35ZM74 253H76V252H74L73 251V254ZM81 253V252H80ZM106 253H108V252H106ZM180 253H182V252H180ZM184 253V252H183ZM196 253V252H195ZM194 253V254H195ZM213 253V254H214ZM228 253V254H229ZM241 253V252H240ZM251 253H252V251H251ZM258 253H257V255H258ZM38 254V253H37ZM73 254H71V256L70 255H68V256H66V257H64L62 260H60L59 261V259H58V263L57 264H67L68 263V261L70 260V259H72L74 256H72ZM103 254H105V253H102V255ZM112 254V253H111ZM186 254V253H185ZM184 254V255H185ZM188 254V253H187ZM185 255L186 257L187 256H189V255ZM193 254V253H192ZM200 254V253H199ZM212 254V253H211ZM213 254H212V256H213ZM215 254V255H216ZM236 254H239V253H236ZM248 254V253H247ZM262 253H260V255H261ZM264 254V253H263ZM39 255V254H38ZM106 255V254H105ZM105 255H103V256H105ZM141 255V254H140ZM180 256H181V254H179ZM197 255V254H196ZM224 255V254H223ZM232 255H235V254H232ZM260 255H258L259 257H260ZM141 256H143V255H141ZM141 256H140V258H141ZM151 256V255H150ZM179 256V257H180ZM184 256V257H185ZM199 256V255H198ZM202 256V255H201ZM201 256H199V258L201 257ZM211 256V257H212ZM224 256H226V258L225 257H223V261H224V259H228L229 257V255H224ZM239 256V255H238ZM262 256V255H261ZM264 256V255H263ZM35 257V258H34ZM46 257H48V256H46ZM106 257V256H105ZM127 257V256H126ZM173 257H175V256H173ZM183 256H182V258H184ZM193 256L191 255V258H192ZM195 257V256H194ZM203 257V256H202ZM201 257V258H202ZM204 257H205V255H204ZM206 257H208L207 256V253H206ZM218 257V256H217ZM217 257H215V258H213V259H217L218 260V262H219V259L217 258ZM221 257V256H220ZM233 257V256H232ZM243 257V256H242ZM244 257H249L248 255H244ZM33 258H34V260H33ZM104 258V257H103ZM136 258V257H135ZM137 258H138V256H137ZM139 258V259H140ZM176 258V257H175ZM175 258H173L172 260L174 261V259ZM178 258V257H177ZM190 258V257H189ZM190 258V259H191ZM222 258V257H221ZM264 258V257H263ZM50 259V258H49ZM82 259V258H81ZM146 259H147V257H146ZM180 259V258H179ZM193 259V258H192ZM206 260H207V258H205ZM205 259H201V261L202 260H204L205 261ZM208 259H209V257H208ZM232 258L230 257V260H231ZM250 259H253L252 257H250ZM249 259V260H250ZM261 259H262V257H261ZM39 260V259H38ZM84 260V259H83ZM95 260H97V259H95ZM177 260V262L179 263V260L178 259H176ZM175 260V261H176ZM184 259H182V261H183ZM186 260V259H185ZM189 260V259H188ZM210 260V259H209ZM217 260L216 261H214V262H217ZM241 260H243V258L241 259ZM244 260H246V258L244 259ZM248 260V261H249ZM37 261V260H36ZM40 262H41V260H39ZM50 261V260H49ZM51 261H52V259H51ZM191 261V260H190ZM228 261H229V259H228ZM233 261H234V257H233ZM238 261H240V260H238ZM247 261V260H246ZM251 261V260H250ZM39 262V263H40ZM42 262H43V260H42ZM41 262V263H42ZM44 262H46V259H45V261ZM47 262H48V260H47ZM57 262V260L56 261H54V264ZM172 262V261H171ZM187 262V261H186ZM203 262V261H202ZM202 262H199V264H201ZM226 262L227 261H225V264H226ZM230 262H232V260L230 261ZM253 262H255V260H253ZM261 262V261H260ZM260 262H258V263H260ZM40 263V264H41ZM49 263V262H48ZM47 263V264H48ZM169 263H170V260H169ZM178 263H176L175 262V264H178ZM189 263V262H188ZM205 263H210V262H206L205 261ZM245 263H248V264H250L251 262H245ZM46 264V263H45ZM53 264V263H52ZM132 264V263H131ZM172 264H173V262H172ZM181 264V263H180ZM182 264H184V263H182ZM192 264V263H191ZM194 264V263H193ZM204 264V263H203ZM215 264V263H214ZM218 264H220V262L218 263ZM224 264V263H223ZM227 264H229V262L227 263ZM231 264V263H230ZM232 264H235V263H232ZM236 264H239V263H236ZM252 264V263H251ZM256 264V263H255ZM261 264H262V262H261Z\"/></svg>",
    "mask_w": 264,
    "mask_h": 264
}]
</instances>
